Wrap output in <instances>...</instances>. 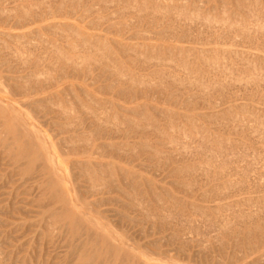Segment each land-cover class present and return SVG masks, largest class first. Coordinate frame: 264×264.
Wrapping results in <instances>:
<instances>
[{"label":"rangeland","instance_id":"1","mask_svg":"<svg viewBox=\"0 0 264 264\" xmlns=\"http://www.w3.org/2000/svg\"><path fill=\"white\" fill-rule=\"evenodd\" d=\"M0 1H2V0H0ZM3 1H5V2L8 1L9 2L8 3V4H10L9 6L6 3L8 7H11V5H12L13 9L14 8L17 9L16 12H15V9H14V11H11L12 14L9 11L10 12V14L8 13L9 16L14 14V16H10L11 19H13L12 22L15 21L13 23L12 22H10V23L8 22L9 25L11 24V25L14 26L18 21H20V22H18L17 25H19V23L20 24H25L27 22L28 23H31V24L28 25V23H27V26L28 27L24 25L25 27L24 26L23 27H15V28H12V29L11 28H1L0 27V31L7 32L6 35H9V38H8L5 35V33H2V34L0 33V35H1L0 36V40L2 39L1 42L2 43L4 42L3 43L4 45L7 43V45H5L4 48H3V44L0 43V48H1L0 51H2V53L0 52V55H1L0 56V61H1L0 62V64H1V66H0V138H1V140H0V146L2 145V148L0 147V208H1L0 209V218H1L0 221L3 219L2 220L3 223L0 222V224L1 225H4V222L7 221V223L3 227L0 225V228H1L0 229V232H1L0 233V241H1L0 242L1 243L0 244V250L3 252V254L1 255L2 257L0 258V261H1L0 264L2 263L3 260H6V261H4L5 263L3 262L4 264H7L8 262H10L9 264H14V263L15 264H30L31 262H33V264H38L37 262H39V261H40L39 264H41V262H43L42 264H44V263L45 264H63V262H65L64 259H63V256H64L65 252L67 251V246L65 244V239L66 238H70L72 235L70 234V232H65V233L63 232V233H61V229L62 228L60 227V224H61V221H62V217H58V221H56L54 219L56 222L53 221V219L50 216V214L55 209L64 210V213H65V211L66 212L73 213V214L76 213V215L81 216L82 218H84L83 223L85 224L86 227L93 228V229L99 231L104 236H106L108 239H111V238L113 240L116 239L117 242H118V244L120 243L119 244L120 247H123V248H126L127 249L128 248L127 245H131L132 244L131 246L135 247L136 250L130 251V252H128V254H126V264H130V263L131 264L132 263H134V264H138L139 263L140 264L142 262H147L148 264H177V263L179 264L180 262H181V264H216V263L217 264H224V263L225 264H233L234 263L235 256H238V254L241 253L240 252V249L241 248H238L235 245V241L234 240H229V238H227V237H225L223 235L221 236V234H219L218 231H217V233H214L215 230L213 231L211 229L215 226L216 221H217V223H219L220 221H222L225 218V217L223 218V216H226L227 213L228 214H232L233 213L232 214L233 216L231 215V218H232V222L233 223H237V222H239V220H242L243 217L242 218L239 217L240 213L247 212V211H251L253 209L254 210L259 209V210L255 211V212H257L258 215H261V217L263 216L262 218H264V212H263L264 209H262L264 207L263 206L264 205V164H263L264 163V51H262V50H264V43H263L264 42V30H263L264 29L263 28V26H264L263 25L264 24V11H263L264 10V0H260L258 4L255 2L257 0H255L254 2L251 1V0H247V1H251L252 2L251 5H252V8L253 9L250 8L251 7V5H250L251 2H248L249 6H250L249 8L251 10H253L252 12H250L252 14V16L248 12V10L246 9L247 8L246 6H248L246 0H239L240 3L242 1L245 2V3H243V2L242 3L245 4L246 6H244L242 3L240 4L239 1H238V7H237V3H236L237 0H224V1L222 0L224 3H226L225 6H222L224 3L221 0H185V1H183V0H173V1L170 0V2H169V0H167V2L164 1V0H162V1L161 0H158V2L160 4L167 5L166 6L167 8L165 6H162V5H161L162 6L161 7L160 4L158 6H156L158 4L157 0L156 1L155 0H136L135 2H134V0H132V1L131 0H125V4L124 5H123L124 0L123 1H121V0H117V1L116 0H113L114 2L112 0H109V1L108 0L107 1L106 0H102V1L101 0H91V1L90 0L89 1L87 0L90 5L89 4H86V6L84 5L85 2H86V0H83L84 2L81 1L83 3L82 5H81V2L78 3V1H80V0H72V1L70 0L71 3L68 4L70 6H67V4H66L65 5V8L64 7L62 8L61 5H59L61 3L63 4V1L64 0L63 1L62 0H55L56 2L58 1L57 3L54 0H46V3L43 0L42 1L41 0H33V1L32 0L31 1L25 0L27 3L25 1H21V0H19V1L18 0H15L16 1L15 3H13L14 0H12V1L11 0H3ZM39 1L41 3L40 6L38 5L39 3H37ZM75 1H77V2H75ZM110 1H112V3ZM128 1H130L129 3L132 2L131 4L133 5V8L134 7H137L139 5L137 8L139 10H141V12H142V10H146L145 12L148 14L152 10V13L153 14L150 12L152 15L151 14H149V15L146 14L145 15L144 14L145 13L144 11H143V13L139 12V10L134 11L137 8H134V10L131 12V10L133 8L129 9L132 5H130V7H129ZM143 1H145L143 3V4H145V6L142 5V2ZM199 1H201V2H199ZM42 2H44V3H42ZM69 2H66V3H69ZM74 2L77 3V4H79V5L73 4ZM155 2L157 3L156 5H155ZM172 2H174L175 4H172ZM182 2H184L183 4H185V6H183V8H185V7L187 8L188 7L187 10L191 13V15H188L187 16L188 18H186V19L184 17H180L181 18V20H180L179 18H176V17H179V16L173 14L174 11L175 12L177 11L176 9L173 10V8H175L177 6L180 7V5H181ZM11 3H13V4H11ZM34 3L35 4L37 3V5H35ZM47 3H48V5H49V3H50V5L52 4L51 5L52 7L49 5L50 6L49 8L51 10L50 9L47 10V8H48V6L46 5ZM153 3H154V5H153ZM164 3H167V4H164ZM201 3H203V4H201ZM253 3H255V5ZM15 4H18V5H15ZM25 4H28V5L25 6ZM170 4L173 5L172 7L170 6L171 8L168 7ZM193 4H194V6H192ZM199 4H201L200 5L201 7L199 6ZM31 5H32V7H31ZM74 5H75V7H73ZM83 5H84V7H82ZM175 5H177V6H175ZM53 6L56 7V8L54 7L56 10H58V8H60V9L62 8L61 10H63V12L61 11V13H60V10L58 11V13H59L58 15L59 16H57V17L54 16L55 9L53 8ZM76 6H78V7L81 6L80 7L81 9H79V11H76V9L78 8V7L76 8ZM88 6H89V8H88ZM146 6H147V9H145ZM159 6H160V8H159ZM213 6L215 8H217V9H215V8L213 9ZM239 6L241 7L240 10H239V8H240ZM255 6L257 7V9L255 8L257 10V15H256V10H254V7ZM43 7H46V10L47 11L43 10V9H45ZM117 7L118 8L121 7L123 10L119 11V9ZM156 7L160 9L159 12L161 11L159 14H163V16L162 15L161 16L159 15L163 20H161V18L158 20L159 17H156V14L155 13L158 11L157 10V11L154 12V9ZM208 7H210V10H209ZM68 8H69V10H68ZM71 8H73V9H71ZM82 8L83 9L86 8V9L82 10ZM91 8H93L95 10V12ZM162 8L166 12H168V11H170V9H172L170 13H172V15L174 16V21L175 20H180V21H175L177 23H175L174 21H173L174 23L171 22L173 17L170 16L168 13L165 14V11ZM181 8H182V6H181ZM189 8H192V9L189 10ZM198 8L199 9L201 8V9L197 13L198 14H201L202 16L201 15H198L195 12V10L198 9ZM242 8L244 10L245 9L247 10V11L245 10L246 13L242 10ZM259 8H260V10H259ZM26 9L29 10V11H26ZM52 9H53V11H52ZM70 9H71V11H70ZM126 9L127 10L129 9V11H127ZM207 9L211 12L212 15L214 13L213 11H216L214 13V15H215V18L214 19L215 20H213L214 15L212 16L208 12ZM220 9H221V11L223 9V12H221ZM224 9L226 11L228 9L229 12L227 11L228 13H225ZM64 10H65L66 13H64ZM85 10L93 11V13L92 12L89 13V11H88L89 14L88 13H85L84 14L83 11H85ZM20 11L22 12V15H19V14H21ZM30 11L33 12V14ZM35 11H37V12L41 11L39 13L36 12V14H38V16L40 14V17L37 18L36 20H35V18H36L35 16H37V15H35ZM42 11H44V13H48V12L51 11L50 12L51 14L49 13L51 15V17L48 16V14L46 16H43L44 14L42 13ZM72 11H73V13H71ZM191 11H193V12H191ZM18 12H20V13L18 14ZM23 12H25V13H23ZM27 12H29V15L31 17L26 14ZM116 12H117V14H116ZM128 12H129V14H128ZM204 12H206V13H204ZM218 12H219V15H218ZM247 12L250 15H248ZM253 12H255V13L253 14ZM81 13L84 14V15H80ZM132 13H134V15ZM192 13L194 14V17L197 16V20H195L194 17H191L192 16ZM23 14H26L29 17V19H25L26 17ZM56 14H57V11H56L55 15ZM74 14H75V16H74ZM90 14H92V15H90ZM223 14H225V15H223ZM41 15L43 16V18H42ZM52 15H53V17H52ZM67 15H70V16L68 17ZM72 15L74 17H76V18H74V17L72 18L71 17ZM79 15L81 16L80 19H79V17H80ZM165 15H167V16L165 17ZM209 15L212 17V19L211 18H208V17H210ZM255 15L258 16V17H256ZM21 16L22 17L24 16V18H20ZM169 16L172 17V18L170 19ZM200 16H201V18L198 19ZM203 16H205V17H203ZM16 17H19V18H16ZM67 17H68V19H67ZM163 17H165V23L163 22L164 21V18ZM31 18H32L33 21L35 20L36 23H35V21L33 22L31 20ZM97 18H99V23H98ZM152 18H153V20H152ZM154 18H157V20L154 19ZM166 18L169 19L167 23H170V24L173 23V25H175L176 27L178 26V27L176 28L173 25L169 26L170 24H167L166 23V21H167ZM192 18H194V19H192ZM258 18H259V20L257 22V19ZM16 19H19V20L17 21ZM63 19H65V20H63ZM82 19L85 20L84 23H83ZM182 19L184 20L183 22H182ZM218 19H219V21H218ZM25 20H26V22H24ZM37 20L40 21V22H38ZM87 20H89V21H87ZM95 20H97L98 25H96L97 23L94 24V21ZM185 20H188L189 22L191 20L190 24H186L187 22H185ZM192 20H193L194 23L192 22ZM225 20H227V21H225ZM0 21L2 22L4 20L3 19H0ZM32 22L35 23V24H32ZM63 22H66V23L71 24L70 25V28L72 30H73V28H74V30H76L78 28L77 29V32L78 33L75 32L74 30H73V32L71 30H70L71 32L70 31L67 32V30L65 28L68 27L69 24L64 23L62 25V27H60ZM91 22H92V24H91ZM158 22H159V25L157 24ZM237 22H238V24H237ZM210 23H211V25H210ZM257 23H260V24H258V26L259 25L260 26L263 25L262 27H260L262 30L259 29V27H257V26L255 27V25ZM79 24L81 26H79ZM217 24L220 27H218ZM244 24H246V25H244ZM51 25H52V27H51ZM76 25H77V27H76ZM95 25H96V27H95ZM154 25H156V26H154ZM232 25L235 26V27H232L233 29L235 28L234 30H232V28H231ZM240 26H243L244 28L242 27L243 29H241ZM40 27H42V28H40ZM221 27L222 28L224 27V28L221 29ZM54 28L56 30L55 33L50 30V29H53V31H55ZM57 28H59L58 31L60 30L58 33H57ZM164 28H165V31L163 32L162 29L164 30ZM166 28H167V30H166ZM256 28H258V30ZM5 29H6V31H5ZM19 29H20V31H19ZM61 29H65L66 31L65 30H62L63 33H61ZM67 29H69V27ZM173 29H175V30L173 31ZM178 29H179V31H176ZM219 29H220V31H219ZM238 29H241V30H238ZM254 29H256V31ZM7 30H9L10 33ZM28 30H31L32 32L31 31H28ZM37 30H38V33L39 34L36 33ZM42 30H44V31H42ZM47 30H50V31H47ZM78 30H80V31H78ZM169 30L172 33H170ZM235 30L237 32H235ZM12 32H14V35H13ZM29 32H31L32 34L30 35ZM181 32H183V33H181ZM241 32L243 34H241ZM76 33L79 34V35H77ZM80 33H82V34H80ZM139 33H140L141 36L138 37ZM25 34H27V35L25 36ZM95 34L97 36H95ZM247 34H249V35H247ZM16 35H17V37H16ZM18 35H19V38H18ZM76 35L79 36V38H76L77 37ZM81 35L82 36L85 35V36H83L81 38L80 37ZM92 36L94 38L96 37L95 39H97L98 41L97 40L95 41V39L92 38ZM86 37H87V39H86ZM183 37H184V39H183ZM73 38H75L76 40L79 39V41L76 42V40L74 41ZM83 38H84V40L86 39L88 41L89 40L90 41L93 40L92 41L93 42L92 44H94L96 46V50H97V48L99 50H102L103 49L104 53H103V51H99L100 52V55H98L99 54L98 50L96 51L95 50V46H93V45H92L93 48H91L92 47L91 44H90V46L88 44V43H91L89 41L86 44V45L89 46V49L88 50L94 49L93 52L94 51L97 52V55L94 52L95 53V56L97 58L94 59V56H93L94 53L91 52V51H90L91 53L87 54V48H88V46L85 45V47H84L83 44H85V42H84ZM98 38H100V39H98ZM214 38H215V40H213ZM173 39H175L176 42ZM192 39H193V41L196 40V42H192ZM25 42H26L27 46H26ZM95 42H97V44H95ZM98 42H100V43L98 44ZM105 42H106V44H105ZM78 43L82 44L81 45V49H80V47H78V49H75V48H77V46H80V44H78ZM107 43H110L111 45H108ZM19 44L22 45V46L25 45V48L26 49L23 48L22 46H20ZM114 44H116L117 46L114 45ZM255 44H256V47L254 46L255 47V49H254L253 48V45H255ZM258 44H259V46L261 45L259 47V49H262V50H259L258 49ZM15 45L16 46L17 45L20 46L19 51H20V49L22 47V49L24 50L23 51L24 54L25 53L26 54L29 53L28 54L29 56H25L26 54L25 55L21 54L23 52H20V53H19V51L17 52L18 46L17 47H14ZM75 45H76V47L74 48ZM98 45H100V47H98ZM103 45H108V46H105V48L106 47H108V48L105 49ZM126 45H127V47L125 48ZM172 45H174V46H172ZM9 46H12V48H11L12 51L10 50V48H8ZM68 46L69 47L72 46L74 49L72 48V50H71V47L69 48ZM154 46H155V48H154ZM175 46H177V47H175ZM54 47H59V48L63 49L66 52L65 55H64V59H63V61L65 62V64H63L62 59L60 60V57H61L62 53L64 54V51L60 53V56H57L59 54H56V52L58 53V51L60 52L62 50L61 49H58V48L55 49ZM82 47H84V51H83ZM178 47H181V48H178ZM193 47H194V49L191 51V48H193ZM250 47H252V48H250ZM14 48H15L16 51L13 50ZM100 48H102V49H100ZM169 48H172V50L171 49L169 50ZM182 48H183V50H181ZM166 49H168V50H166ZM173 49H174V52H173ZM184 49L186 51H184ZM52 50L54 51L55 54L52 52ZM81 50L83 51V53L81 52ZM161 50H163V52H161ZM187 50H189L192 54L191 53H188ZM200 50H202L203 53ZM8 51H11V52H9V54H8L7 53ZM46 51H48V53L51 52L53 56L51 55V53H49V54L46 53ZM121 51H123V52H121ZM205 51H207V52H205ZM12 52H13V55L14 56H16V54H18V53L21 54L23 56L22 57L23 59L20 58V55L19 54L17 55L18 57H16V58L18 60L20 59L19 61L20 62H24V63H19V64L17 63L16 64V60H17L16 58H14V60H11L14 57V56L11 57L12 56V54H11ZM67 52H68V54L70 56L67 54ZM108 52H110V53H108ZM157 52H159V53L157 54ZM194 52H196V53H194ZM241 52H243V54ZM249 52H251L250 55H249ZM105 53H106V55H104ZM169 53H170L171 56H169ZM193 53L195 55L197 54L196 55L197 59H196V57H195V55ZM30 54L33 57L32 60H31V58H29L30 57ZM46 54H48L47 55L48 58L49 57L51 58V56H52V58L51 59H47L46 58L47 57ZM79 54H81V56L83 55L82 57L84 59L82 57H80ZM90 54H91V56H88ZM102 54L105 56V59L104 60H103L104 57H102L103 56ZM132 54H134V55H132ZM152 54H154L155 56L152 57V58L151 57L147 58L148 55L151 56ZM156 54L157 55H160L161 54L159 57L162 56L161 57L162 59L161 58L158 59L159 57H157ZM179 54L182 57H180ZM201 54H204V55H202L204 57H202ZM208 54H209V57L212 58L211 60L209 58H207L208 57ZM210 54L212 56H210ZM215 54H216V56L218 58L214 56ZM252 54H254L253 57H252ZM38 55H40V56L43 55V56L39 57ZM108 55H111L112 60H115L116 62L115 61L114 62L110 61L111 60L110 59V56L107 58V60L109 59L107 61L106 60V57ZM24 56H25V58H24ZM67 56H68L69 59H71V57H74L73 59L76 60V61L74 60V62H77V63L78 62H81L80 65L82 66V69L84 68L83 69L84 71L81 72L79 70V68L81 69V67L79 65H78L79 68H78V66L76 67L77 63H76V65H75V63L73 64V62H72L73 59H71L72 60L71 61V60L67 59ZM144 56H146V57H144ZM199 56H201V57H199ZM205 56H207V57H205ZM26 57H27V59H26ZM42 57H44V59ZM53 57H56V59H53ZM57 57H59V60H58ZM62 57H63V55H62ZM65 57H66V60H65ZM77 57L78 58H82V59H78ZM85 57H87V58L90 57V60L91 61L92 60L95 61L96 59H98L100 61L96 60L95 62H97V61L98 62L95 64L94 61H93V63L91 61H89V58L88 59L86 58V60H85ZM213 57H215V58L213 59ZM38 58H40L41 61L42 62H45V63H43V65H41L42 62H38L37 61ZM91 58H93V59H91ZM130 58H132V59H130ZM204 58L205 59L207 58V61L204 60ZM245 59H247V60H245ZM7 60L9 62V64H10V66H8L9 64H6V63H8V62H6ZM9 60H11V62ZM50 60L52 62H50ZM55 60H58L60 62V64H59V62H56ZM68 60L70 62V65L72 63L71 67L68 65L69 63L67 64ZM25 61L27 62L28 67H26V69L23 67L25 69V71H24L21 68L22 67L21 64H23V65L26 64ZM36 61L38 62V64L36 63ZM53 61H55L54 62L55 64L53 63ZM106 61H107V63H106ZM109 61L111 62V64H113L112 66H114V65L115 66L114 67L110 66L111 64H110ZM212 61H213L214 64H211ZM245 61H250V63H247V62L245 63ZM99 62H102V63H99ZM39 63H40L41 66H39ZM216 63H217V66H219V67H217L215 65ZM229 63L233 67L231 65H229ZM13 64H15L16 66L13 65ZM44 64H46V65H44ZM48 64H51L50 67H49ZM61 64L65 66V71H66V69H68L66 71L67 73L65 71H63L64 69L62 70L61 67H63V66ZM83 64H84V66H83ZM89 64H91V65H89ZM220 64H221V66H220ZM244 64H245V67L243 66ZM35 65H37V66H35ZM54 65H57L56 66L57 69L52 70L53 68H55ZM106 65H109L110 67L109 66H106ZM12 66L14 67L15 70L12 68ZM45 66L47 67V69L52 70V73L51 74H50L51 71L50 70L48 71ZM116 66H118L120 69L118 67H116ZM122 66H124V68H125L124 71L121 68ZM185 66H187V67H185ZM9 67L11 68L10 70L8 69ZM182 67H184V68H182ZM213 67H215V68H213ZM59 68H61V69H59ZM76 68H77V70H73V69H76ZM108 68L111 69V70L109 69L110 71H112V70L113 71L112 72L106 71V70H108ZM114 68H115V70H114ZM187 68L188 69L190 68L192 70L189 71L190 70L189 69L188 72H187ZM197 68H198V71H200V72L196 71ZM7 69H8V71H7ZM44 69H45L46 72L48 71V73H46V75H43L42 74V73L45 72ZM70 69H71V71L72 70L73 71L71 72ZM116 69H117V71H116ZM118 69L121 70V72L123 73L121 75V77L124 75V72L125 73H130L129 71H131L132 73H130V74H133V75H131L132 76L131 77L130 74H129V76L127 74H125L124 77H123L124 80L122 82L121 81L122 78L120 77V75L119 74H116V72L119 71ZM126 69L127 70L129 69V71H127ZM175 69H176V71H173ZM245 69H246V71H245ZM13 70H14V72H13ZM18 70L19 71L21 70V71L18 72ZM60 70H62L65 73H63V72L61 73ZM193 70L198 74L197 76H195L196 73H191V72H193ZM79 71L81 73H83V75L81 73H79ZM226 71L228 73H226ZM243 71H245V72H243ZM32 72H33V74H32ZM59 72L61 74H59ZM73 72H75L78 76L75 73H73ZM113 72H114V74H116V76L112 74ZM156 72L163 73L161 75V77H159L160 80L162 78L161 81H159V79H158V76H160V75L158 73H156ZM164 72H166V73H164ZM172 72L173 73L175 72L176 75L172 74ZM27 73L28 74H31V75H35L36 81H35V77L33 76L34 78H32L31 82L28 81L27 83H25L24 87L17 86L20 83V81L17 82V80H15V78H13V77H15L16 74H18V75H26ZM37 73H38V75L41 73L44 77H42L40 79L41 76L40 77L37 76L36 75ZM85 73H87V74H85ZM118 73H120V71ZM151 73H153L152 76H150ZM168 73L169 74H172V77H171V75L169 76ZM199 73H201V74L199 75ZM47 74L48 75L50 74L51 76L53 75L51 77V79H50V76L47 77L48 76ZM66 74H68V76ZM69 74L72 77L75 76V78L74 77L73 78L72 77H69ZM79 74H81V75L79 76ZM84 74H85V76H84ZM165 74L168 75V76H165L166 78L163 76ZM193 74H194V76H193ZM204 74H206V76ZM56 75H57V77H56ZM110 75L112 76V78H111ZM153 75H156L157 78H155V76H153ZM203 75L205 76V78H204ZM212 75L215 77V79H217L216 82L214 81L215 79H214V77ZM230 75L233 76V77H230ZM66 76L69 77V78H67ZM127 76L129 77V79L127 78ZM147 76H148V78H147ZM186 76L189 77V78L192 77V82L191 83L189 82V81H191L190 79L187 80V82H189L190 84L187 83L186 84L187 86L184 87L183 85H185V83H186L185 82L186 81V79H185ZM200 76H201V78H200ZM208 76H210V77L207 78ZM38 77H39L40 80L38 79ZM53 77H56V79L54 80ZM135 77H136L137 81H135V83H134ZM142 77H145L143 79H146L147 78V80H143V81H145V83H143V81L141 79ZM153 77L155 78L154 80H153ZM196 77H199L202 80L201 82H203V79H204V83L205 84L199 82L203 86L206 85V83H210V82H207V80L208 81H211L212 80L213 81V82L211 81L212 83H214V84L216 83V85H214L215 87H213L214 89H210L213 86V85H211V87H209V89L206 90V92H205L204 91V87L198 86L200 84L198 82L196 83V81H200V80L198 78H197L196 81L193 80V79H196ZM226 77H227V80H226ZM116 78H117V80L119 78L120 82H119V80L117 81ZM149 78H151V79H149ZM173 78H176L178 81L182 82V84H180V82L175 81L176 79L174 80ZM182 78H183V80H182ZM206 78H207V80H206ZM228 78H230L231 80L228 79ZM256 78H257V80H256ZM45 79H47V80H45ZM130 79L132 80V82H131ZM171 79H173V80H171ZM218 79H221V81L224 80V82L226 81L225 84H224V82H221L220 80L218 81ZM115 80H116V82H115ZM138 80L139 81L141 80V81L139 82ZM163 80L165 82H162ZM53 81H55V82L57 81V83L55 84V82H53ZM158 81L160 83L164 84V85L161 84L162 86H160V88H159V86H157L156 84H154L156 82L158 84ZM194 81H195V83H194ZM36 82H38L37 84H40L39 86H42V87H45V88L49 86L51 88H49L50 90H48V88H46L44 92L35 93V91H34L35 88L34 87H35V85H37ZM113 82H115L114 84L116 85V87L113 84ZM147 82H149V85H147L148 84ZM217 82L219 84H217ZM220 82L223 83L224 85H226L225 86L226 87L225 88V91L226 90L228 91V92H226L227 94L223 92L224 89H223V91H222V89H220L221 87L224 88V86H220V84H221ZM23 83H24V81H23ZM117 83H118V86H117ZM125 83H126L127 88H129V89L124 91L123 89H127L126 86L124 85ZM140 83H141V85H140ZM150 83H151V85H150ZM160 83L158 85H160ZM212 83H210V84H212ZM27 84H29V85H27ZM68 84H69V86H67ZM71 84H72V87H71ZM110 84H113L114 86L112 85V87H110ZM132 84H133L134 87L137 86V88L135 87L137 91H138V88H140L138 92L136 90H135L136 92H134V89L135 88L132 86ZM145 84L147 86L143 87ZM152 84H153L154 87H152ZM194 84H196V85H194ZM9 85H10L11 88L9 87ZM14 85H16V86L13 87ZM57 85H59V86L57 87ZM123 85H124V87H123ZM190 85H192L191 88H190ZM218 85L220 87H217V89L215 91V88ZM22 86H23V84H22ZM53 86H54V88H53ZM103 86L104 87L106 86L107 88L106 87L103 88ZM149 86H150V88L152 90H149L150 89ZM194 86H195V89H192V87L194 88ZM146 87H148V88L147 89H144ZM164 87H166V88H164ZM201 87H202V89H201ZM8 88L11 89L12 91L9 90ZM66 88H68V89L66 90ZM142 89L145 90V92ZM153 89H155V90H153ZM187 89H189V90H187ZM218 89H220V90H218ZM120 90L122 92H120ZM140 90H142V92ZM202 90L204 91V95H202V93H203ZM157 91H158V93L160 95L157 93ZM162 91H164V92H162ZM167 91H168V94L166 93ZM177 91H178V93H177ZM250 91H251V93H250ZM50 92H52V93H50ZM63 92L65 94L66 93H69L70 94V93H73L74 92L73 93L74 95H72V94H70V95L66 94L65 95V94H63ZM125 92H128V93L125 94ZM146 92H147V94H145ZM150 92H151V94H150L151 96H149V93ZM217 92H218V94H217ZM220 92L223 93V94L221 95ZM42 93H43V95H42ZM54 93L56 95L52 99L49 100L50 102L48 101V99H45L46 96L47 97L49 96V98H50V95L51 94H54ZM116 93H118V94H116ZM188 93H190V96H189ZM229 93H230V95H229ZM186 94H188V96H186ZM195 94H198V95H195ZM239 94H241V96H239ZM35 95H39V96L38 97H35ZM67 95H68V97H67ZM129 95H131V96L129 97ZM146 95H147V97H146ZM164 95H165V97H164ZM208 95H209V97H208ZM252 95L254 96V98L262 99L263 104H262V102H259V101L257 102V100L247 99V97L250 98V96L252 98ZM28 96H29L30 99L28 98ZM142 96L144 98H142ZM43 97H44V99L42 100ZM71 97H72V99H71ZM127 97H128V99H127ZM131 97L132 98L135 97V98L132 99ZM191 97H193V98H191ZM207 97H208L209 100L211 98L213 100H215L216 98H220V99H223L224 98V100H227V99H231V98L234 97L235 100H234V102H230V103L226 104L225 106H221V107L219 106V107H217V108H215L213 110V109H210V108H206V103H207L206 101H208L207 100ZM226 97H228V98H226ZM237 97H240V98L237 99ZM64 98H65V100H64ZM75 98L77 100H79L78 103L76 102V99ZM89 98L92 99V100H90ZM139 98H141V99H139ZM172 98H173V101H172ZM190 98H191V100H189ZM129 99H131V100H129ZM168 99H169V102H167ZM181 99H183V100H181ZM29 100H31V101L29 102ZM40 100H42V101L39 102ZM44 100H47V101L44 102ZM62 100H64V101L67 100L66 102H68V103H66L65 107L64 106H62V108L54 107V103H56V101L59 103V104L57 103V106L59 105L61 107L60 104L64 105L65 103H63L64 101H62ZM71 100H72V102L74 101L73 104H72ZM176 100H177V102H176ZM136 101L139 104H137ZM188 101L190 102V104L188 103ZM25 102H28V103H25ZM69 102H70V104L72 105L73 108H75V106H76L75 109H77V108L78 109L77 110H74L72 107L68 106L69 105ZM181 102H182V105H181ZM29 103H30V105L32 104L31 105L32 108L29 105V109H28V106L26 107V105L29 104ZM36 103H38L39 105L36 106ZM79 103H80V107H79ZM239 103L241 105L244 103L245 106H247V105H249V106H247V109H246L244 107V104H243L242 105L243 108H242L240 105H238ZM51 104H52V106H51ZM84 104H86V105H84ZM135 104H137L138 109H137V107H135ZM233 104H235V105L237 104V105L235 106ZM81 105L84 106V109L82 108L83 106L81 107ZM127 105H128V107L130 106L132 109H130V107L128 108ZM183 105L184 106L186 105V106L183 107ZM230 105H232L231 106V110H232V107L233 108L235 107V109H233V111L230 110V114H229V112H227V116H226V114L223 115L224 113H226V112H224V110L228 106H230ZM67 106H68V108L70 110L73 109L72 112H71L72 114L70 112H68L69 109L66 108ZM88 106L92 110L89 109ZM103 106L105 108H103ZM142 106L145 109L144 111H143ZM193 106H194V109H192ZM203 106H205V107H203ZM238 106L241 109H239ZM199 107H200V109H199ZM65 108H66L65 111L68 114H65V111L64 112H61ZM85 108L87 110H85ZM122 108H124V109H122ZM195 108H197V109H195ZM58 109H62V110L60 111ZM67 109H68V111H67ZM126 109H128V110H126ZM140 109H142V112H143V114H142V112H140L141 113V116L139 115L140 113H138V111ZM207 109H209V110H207ZM89 111H90V113H89ZM91 111L93 113L96 112V114L99 113L98 116L100 117L99 119H101L99 121H102V122H100V124L103 123V121H105V122L108 123L109 120L116 121V122H119L120 121V122L117 123V124H115V127L113 125L111 127L112 122H110V121H109L110 124L105 123V124L108 125V127L110 125L109 130L111 129L112 132L111 131L109 132V130L107 128V125H103V127L101 128L102 125H100L98 123V119L96 117L97 115L95 117L92 116L93 114H91L92 113ZM135 111H137L138 115L136 114ZM235 111H236L237 114L235 113ZM54 112H56V114ZM58 112H60V113L58 114ZM80 112H81V116H80ZM220 112L223 113V114H221ZM61 113L63 114L64 118L62 117ZM78 113H79V116H76V114H78ZM164 113H165V115H164ZM168 113H169V115H168ZM215 113H217V115ZM86 114H91V115L89 117ZM166 114H167L168 118H167ZM205 114H207L208 116L213 115L212 117H209L210 119L211 118L213 119L212 120V123H211V120L208 119V116L205 115ZM219 114L223 115V117L221 115L219 116ZM60 115H61V118L62 119L59 117ZM68 115L70 117H68ZM183 115H184V118H183ZM190 115L193 116L192 118L190 117V119L193 122L195 121L196 124L195 123H192V122H191L192 123L191 125L189 124L191 120L188 117ZM202 115L203 116L205 115L204 118H203ZM233 115L234 116H236V115L239 116L238 117L239 118V121H238V118H236V120H237L236 121L234 119L235 117H233ZM84 116H86L88 119H86V117H84ZM185 116H188V117H185ZM214 116H216V117H214ZM80 117H82V118H80ZM102 117H105L106 120H103L104 118H102ZM108 117H110V118L108 119ZM131 117H133V118H131ZM194 117H195V120L193 119ZM225 117H227V118H225ZM95 118L97 119V121L94 120ZM125 118H128V119L130 118L129 119L130 124L127 121L128 119H126V121H125ZM170 118H171V120L173 118V120H172L173 122L170 121ZM215 118H217V119H215ZM17 119H21L22 121H19ZM75 119H76L77 122L75 121ZM79 119H81V123H80L81 126L79 125V122H80ZM82 119H83V123H82ZM89 119H90V122H89ZM132 119H133V122L130 121ZM185 119H188L189 122H187V120H185ZM226 119H227V123H226ZM46 120H48V121H46ZM135 120H136V122L137 121L138 122H141L142 125H141V123H139V124H138V122L136 123ZM175 120H177L178 122L175 121ZM121 121L122 122L124 121V124L121 123ZM232 121H234V123ZM57 122H58V124H56ZM59 122H60V124H59ZM93 122H94V124H93ZM95 122H96L97 125L95 124ZM116 122H113V123H116ZM126 122H127V124H126ZM182 122H183V124H182ZM185 122H187V123H185ZM22 123H24V124L26 123L27 125L26 126L25 125L22 126ZM69 123L72 124V125L70 126ZM73 123H75V124L73 125ZM90 123H91V125H90ZM135 123H136V127H135ZM148 123H150V124H148ZM184 123H185V125H184ZM55 124L58 127H56ZM83 124H85V125H83ZM86 124H88V126ZM132 124H134V125H132ZM176 124H177V126H176ZM193 124L199 125V128H198V126H196V128H197L198 131L195 129L197 132L194 130V126L195 125H193ZM63 125H65L67 128L66 127L63 128L64 127ZM82 125L84 126V128L87 131H85V129L82 127ZM99 125H100V127H99ZM192 125H193V127H192ZM89 126H92V127L87 128ZM105 126H106V128H105ZM260 126L262 127V129H261ZM76 127H77V129H76ZM117 127H118V130H119V131L117 130V134H122L123 133L122 135H117L115 133ZM155 127H157V128H155ZM240 127H242V128H240ZM22 128H23V131L24 132L26 131L25 133L22 131ZM27 128L28 129L30 128L32 130V132H31V130L29 129L31 135H29V130H27ZM58 128H59V130L61 132L58 130ZM93 128L94 129L97 128L98 131L94 130ZM130 128L133 130L134 133L130 132V131H132ZM161 128L165 132H163L161 130ZM217 128H218V130H217ZM52 129H54V130H52ZM82 129H83V131H82ZM113 129L115 130L114 132H113ZM156 129H158V130H156ZM68 130H69V132H68ZM89 130L91 131V133H90ZM104 130L107 131L108 133H111L110 134L111 136L112 135L114 136L116 134L118 137L116 135L114 137L113 136L111 137L110 135H108L107 132H106V134H103V133H105ZM134 130L135 131L137 130V132H135ZM141 130L143 132L141 133V135H138V134H140V132L138 133V131H141ZM153 130H154V132H153ZM159 130H161L160 131L161 134H157V132L159 133ZM199 130H201L202 133H200ZM38 131H39V133H37ZM77 131H78V134H76V136L77 137L78 136H82L81 137V141H80V138L79 137L77 138L76 136H74L75 133H77ZM93 131H96L97 141H96V138H95L96 135H94V137L91 136V135H93L95 133V132L92 133ZM194 131H195V133H192ZM205 131H207L206 132L207 133L206 135H208L206 137L204 136L205 135L204 134ZM225 131H227V132H225ZM233 131H235V132H233ZM70 132H72V134H70V137H69L68 134ZM84 132H86L90 136V138L88 137V135L86 133H85L86 135H84L83 134ZM144 132L146 133L145 135H144ZM32 133H33V135H32ZM53 133H55L54 135H56V137H53L54 136V135H52ZM135 133H137L136 136L134 135ZM147 133L151 137L150 139H149V136L146 137ZM152 133H153V136H152ZM165 133L166 134L168 133V135L166 136ZM178 133H180V134H178ZM198 133H199V135H198ZM62 134L64 135L63 137H66L67 136L65 138L66 140H63L64 138L62 137ZM164 134H165V137L162 136L161 139H158L157 140V138H160V136L161 135H164ZM171 134H173L174 136L171 135ZM71 135H73V136H71ZM101 135L103 137L106 135L107 136V137L105 136L106 139L103 138V137H101ZM142 135H144V136L142 137ZM155 135H157V136H155ZM29 136H30V138H29ZM38 136H39V139L34 140V139H36L35 137L38 138ZM40 136H42V137H40ZM59 136L61 138H58ZM130 136H132V137H130ZM168 136H170V137H168ZM171 136H172V138H171ZM175 136H176V138L177 137L178 138L176 139ZM215 136L217 138L218 137L219 138L218 139H215L216 138ZM31 137H32V139H31ZM68 137H69V141H71V143L69 142V145H68L70 148L68 146H65V144L62 145V143H64L65 141L68 142L67 141ZM71 137H75L74 139L75 140H79L80 142L77 144L75 142V140H74V142H73L74 144H73L72 143V140H70V139H72ZM98 137H99V139H98ZM137 137L140 139V141H139V139H136ZM198 137L199 138L204 137L207 140V144L208 145H209V143H210V145L212 144L211 147H207V148H209V149L211 148L212 149V147H213V149H215V150L212 151L210 149L211 151H208L207 148H206L205 150L208 153H206L205 151H204L205 153L202 152L203 148L201 147L202 150L200 149L199 146L201 144H199V143H201V141L203 140L205 142L203 144V141H202V144L205 145L206 140L202 138L201 141H199L198 140L199 139ZM221 137H223V138H221ZM5 138H6V140H4ZM56 138L58 140V144H60L59 146H58V144L56 145V143H57ZM82 138H83V140H82ZM100 138H102V139H100ZM125 138L126 139L128 138L130 140V143H133L134 141L137 142V143L139 142L138 144L137 143L136 144H137V146H138L139 149L142 147V150H140L139 152L138 151L135 152L134 151L135 149L136 150H139L138 148H136V146H135L136 144H132V145H134L132 147V145L129 143V141H126ZM146 138H147L148 141H144V139L146 140ZM208 138L212 139V141H211L212 143L211 142H208V141H210V139H208ZM220 138L222 139L221 141H220ZM93 139L95 140V142H94ZM104 139L106 140V143H105V140ZM110 139H111V141H110ZM142 139H143V141H142ZM151 139H153V141H151ZM154 139H155V143L156 144L154 143ZM166 139H169V140L171 139L170 141H168L169 143L171 142V145H172L173 141L175 142V143H173V146H174L173 147L174 148L173 154L175 153V151H177L178 153H176L174 155H172V152L170 153V151L171 150L173 151V149H171L172 148L171 145H169L168 146V149H167V146L166 145H168V143L166 142ZM194 139H195V141H194ZM213 139H215V140H213ZM230 139H232L231 142H230ZM233 139H234V141H233ZM16 140H18V141L20 140V143L18 144V141H16ZM32 140L34 141L35 147H32V146H34ZM84 140L86 142L85 144H87L88 143L87 141L90 140V143H89L90 145L89 144L88 145H84L83 144L84 143L83 142ZM112 140H113V142H112ZM162 140H163V142L165 141L164 142L165 144L167 143L166 145L163 143L164 146H166L165 148L161 146L162 145V142H161ZM14 141L17 144L16 143H13ZM61 141H64V142H61ZM102 141H104V142H102ZM114 141H115V143H114ZM156 141L157 142L159 141L160 143L158 142L159 143L158 144ZM227 141H228V143H227ZM3 142H5V143L3 144ZM23 142H25V143L23 144ZM39 142H40V144H39ZM99 142H101V144H104V145L105 144L108 145V143H109V145L107 146V148L110 147V146L112 148H114L113 147V144H115L114 146H115V148L117 147V149H112V153L114 151L113 154L116 153V150L117 151L120 150V149L118 150V148H121V146H120L121 142H122V144H121L122 145V150L119 151V153H121V155H122L123 152L125 153V149L127 151V149L130 148V146H131V148L133 149L134 153H133V151H130L131 148L128 151H130L129 152L130 155H131V152H132V155L129 156L130 158L132 157V159L129 158L130 159L129 160L128 157H127L128 154H125L124 155V153H123L124 156L122 155L123 158L121 157V155L119 153H117V155L119 154L120 157H117V155H115V157H117V158H114V155L112 153L110 154V152H109V150L111 151V147L107 151V148L105 147L106 145L103 146L106 149H104L102 147L103 148V151H99V148L97 147V146L101 145ZM111 142L113 144H111ZM126 142H128V143H126ZM141 142L143 144H141ZM118 143H120V144H118ZM123 143H126L127 146L124 145V147H123ZM7 144H8V146H6ZM14 144H15V146H14ZM70 144H71V146H70ZM72 144H73V146H72ZM128 144H129V147H128ZM145 144H146V146H144ZM207 144H206V146H208ZM244 144H249V146L248 145L245 146L246 149L244 151L245 152L247 151V152L246 153L244 152V154H243L242 148L244 149ZM3 145H5V146H3ZM18 145H20V147L22 145V149H20ZM154 145H155V147H154ZM226 145L228 147H226L224 149L223 147L226 146ZM36 146L38 147L37 149H36ZM56 146L59 147V149ZM149 146L150 147L153 146L157 150L154 151V148L153 147H152V150H151V148H149ZM24 147H25V149H24ZM30 147H32L33 149H36L35 152H34L33 149H32L33 151H31V148ZM60 147H61V149H63V151L60 150ZM64 147H65V149L66 148L67 149L65 150ZM75 147H76V149H75ZM83 147L84 148H90V149H92L91 152H93L95 154H91L90 151H89V154H87V156L86 155H83V154H80L79 151L82 150ZM161 147H162V149L163 148L164 149L162 150ZM183 147H185V148H183ZM203 147H205V146H203ZM220 147H221V149L219 150ZM13 148H14V150H13ZM26 148L28 149V152H25V151H27ZM169 148H170V151H169ZM198 148L200 150H196ZM236 148H237L239 154L237 153ZM69 149H70V151H69ZM145 149H147L146 152H145ZM166 149H167V152H166ZM216 149H217V151L218 150L220 152L222 151V154H221L222 156H220V152H218L219 154H217ZM21 150H23V151L21 152ZM67 150H68V153L66 152ZM95 150L97 152H95ZM100 150H101V148H100ZM232 150H233V152H231ZM250 150H252V151H250ZM3 151H4V153H3ZM29 151H30V154H29ZM150 151H151V153L149 155L148 153ZM153 151L154 152L157 151V153L159 152L161 155L159 153L158 154L157 153H154ZM185 151H187V153ZM198 151H199V153H198ZM10 152H11V154H10ZM53 152H54V154H53ZM69 152H70V154H69ZM193 152H195V153H193ZM211 152H213V155L211 154ZM234 152H235V154H234ZM260 152H261V154H260ZM22 153L24 155H22ZM103 153H104V156L102 155ZM126 153H128V152H126ZM145 153L147 154V156L145 155ZM162 153H164V154H162ZM179 153H181V154H179ZM185 153H186L187 158L184 155ZM203 153H204V155H203ZM215 153L217 155H214ZM230 153H233V154H230ZM16 154H17V156H16ZM19 154H20V156L23 157V159H25V161H23L22 157H20ZM28 154L30 156H28ZM106 154H109L108 157H107ZM156 154H157V156H156ZM225 154H226L225 159H226V162L227 163L223 162L224 163L223 164L222 161L223 160L225 161V159L223 158L225 156ZM25 155H26V157H24ZM34 155H35V158H34ZM134 155L137 156V157H134ZM143 155H145L144 158H143ZM153 155L156 156V158H159V156H161V157L159 158V160L158 159H154V160L151 161V158H154ZM177 155H178L179 158L177 157ZM52 156H53V158H52ZM140 156H142V157H140ZM164 156L166 157V159L164 158V160H163V157ZM216 156H217V158H215ZM40 157H42V159H40ZM75 157H77V158H75ZM95 157H96V159H94ZM103 157H105V158H103ZM125 157H127V158L125 159ZM169 157H172V158L169 159ZM173 157H174V159H173ZM181 157L184 158L185 161H183V160H177V158L180 159ZM191 157H192V159H191ZM26 158L29 159V160H27ZM32 158L36 159L35 162H37L38 164L33 163L34 159H32ZM119 158H121V159L119 160ZM141 158H142V160H141ZM148 158H150V159L147 160ZM17 159H19L18 160L19 163L17 162ZM143 159H145V160H143ZM227 159H228V161H227ZM229 159H230V161L232 163L229 162ZM21 160L23 162H21ZM40 160L43 163H41ZM44 160L48 161L50 164H48V162H45L48 166L45 165ZM66 160H68V161H66ZM73 160H74V162H73ZM205 160H206V162H205ZM53 161H55V163H57V164H54ZM128 161H130V162H128ZM132 161H134V162H132ZM145 161H146V163H145ZM166 161H168V162H166ZM220 161H221V163H220ZM245 161H246V164H245ZM79 162L83 163V165H81V163L79 164ZM147 162H148V164H147ZM151 162H153V163L151 164ZM156 162H157V165L155 164ZM177 162L178 163L179 162H182V164H186V165H189V166L195 165L199 169H196V167H195L196 170H191L192 168H190L189 170H191V173L188 172L189 170H185V172H178L176 174L171 173L170 172L171 171L170 169L172 168L173 164L176 165ZM207 162H209V163H207ZM17 163L19 165H17ZM73 163H74V165H73ZM98 163L100 164V167H102L105 163L109 167H110V165H112V166L109 169V168H107L106 165H104L102 168H105V169H102V168L100 169V168H98L99 167V164ZM31 164H33V165L31 166ZM85 164H87V167H86ZM138 164H140V165H138ZM158 164H159V167H158ZM220 164H222L223 166L220 165ZM75 165L76 166L78 165V166L76 167ZM79 165H80V167H79ZM197 165H199V167ZM45 166H46V168H45L46 171H45V169L43 171L42 169ZM90 166H91V168H90V171L91 172H89L90 174L89 173L88 174H80L82 172L83 173H86V170H87L86 168L89 169ZM200 166H202V168H200ZM207 166H208V168H207ZM232 166H234L235 169H233ZM26 168H28V173H27ZM39 168L40 169L42 168V169L39 170ZM84 168H85V170H83ZM97 168L100 169L99 172H97L98 171V170H96ZM120 168H123V169H120ZM124 168H125V170H124ZM164 168H167L168 171L166 169H164ZM237 168H238V170H236ZM47 169H49L48 172H47ZM119 169H120V171L122 170L121 173L122 172L123 173L126 172V170L131 171L130 172V175H128L129 172H126L127 174L124 173V176L126 175L125 176L126 181L127 180L128 181L131 180V183L132 184H130V183L127 184L128 181L125 183L124 176H122L123 173L121 174L120 171H119ZM130 169L133 170V174L135 176H133L132 170H130ZM36 170L39 171L38 173H40V175H38V173H37ZM53 170H54V172H53ZM114 170L116 171L117 174L115 173ZM221 170H223V171H221ZM234 170H236L237 173H234ZM243 170H244L243 173L245 175L243 174V176H242L241 173H242ZM55 171H56V174H55ZM106 171L107 172L109 171V173H107ZM135 171H136V173H135ZM9 172L10 173L12 172V173L10 174ZM111 172H112L111 177L114 176V178H111L112 181L110 179ZM187 172H188V174H187ZM225 172H226V176H225ZM229 172L232 175H229ZM212 173H213V175H212ZM214 173L216 174V177H215V174ZM248 173H249V176L247 175ZM93 174L96 175V177H94ZM118 174L121 177L120 178L121 179L120 181H122V182L119 181L120 183L119 182H116L117 180H119V179H117V177H119ZM35 175H36V177H35ZM204 175H206V176H204ZM210 175H211V178H210ZM221 175H222L223 178L221 177ZM25 176L28 177V179H26ZM103 176H104V178H103ZM50 177H52L54 179V182H53L52 178H51L52 181L49 180ZM58 177H59V179H58ZM82 177H85V179L82 178ZM98 177H99V179H98ZM133 177H137V178H133ZM208 177H209V179H207ZM246 177H247V179H246ZM7 178H8V181H7ZM29 178H31V179H29ZM130 178H132L133 180L134 179H137V180L136 181L135 180L132 181V179H130ZM255 178H257V179H255ZM10 179H11V181H10ZM56 179H58V181ZM109 179H110V181H109ZM114 179H115V182H116V186L117 187L114 184ZM59 180H60V182H59ZM74 180H76V181H74ZM199 180H201V181H199ZM254 180H256V181L254 182ZM100 181H104V183L103 182L100 183ZM198 181H199V183H198ZM22 182H24V183H22ZM90 182H92V183H94L96 185L91 184ZM135 182H137L136 183L137 185H138V183H140L139 185L140 186L142 185L141 187L143 189L139 185H138V187H139L138 188L136 184H135V186L137 188L135 186H133V183H135ZM51 183L53 185H51ZM105 184H107L108 186H104ZM119 184H120V186H119ZM219 184L220 185L222 184L223 188ZM113 185L115 186L114 188H113ZM187 185H188L189 188L187 187ZM253 185H254V188H253ZM81 186H82V189H81ZM94 186H96L98 188L95 187L96 188V190H95L94 189ZM216 186L217 187L220 186V187H219L218 190H213V191L215 193H219L221 195V198H222V201L221 202H230L232 204L230 206L231 207V211H230V207L228 208L230 212H227L228 209H226V208L225 209H220L217 212L219 214V216H220V219H219V216L217 217L218 214H216V212H215V215H214L215 218L214 217L212 218V217H207V215H205L203 212L202 213L204 215H202V213L200 212L201 210H199L198 211V214L195 215V217L198 220H201V223H199L197 219H196V221H193L194 223L197 222V223H195V225H194V223L192 221H188L189 223H191V222L193 223V226L192 225H190V226L192 227V229H193V231L195 233L199 234V236L201 238H204V237L205 238H211V239H209V243L211 242L210 245H209V243H207V245L209 246V248L205 252V255L202 254L200 257H194V258L193 257H188V256L184 255L183 252H181V251L180 252H177L176 250H174L173 248L176 245L169 246V245L166 244L165 241L159 240L158 237H160V235L155 234V233L153 235L151 234V232L153 231L151 229V226H152L153 223L156 224V226H157V225H159L160 223H163V222L174 223V222H177V220L179 221L180 220L179 217L182 216L181 214L183 212L184 213H191L192 212L193 209L189 206L192 203H195L196 202V204L198 203L199 205H214L215 204L214 202H208V201H205V200L200 199V195L203 192H206L208 194L211 193L212 190H210V188L211 187H216ZM22 187H24V189ZM87 187L88 188L90 187L89 188L90 190L93 189L92 190L93 192L92 191H89ZM99 187L101 188V190H100V192L98 194V191L100 189ZM131 187H132V189H131ZM148 187H150L152 189V192H151V189L148 188ZM190 187H192V188H190ZM107 188H108V190H107ZM118 188H119V190H118ZM128 188H130V189H128ZM133 188H134V191H133ZM140 188H141L142 191L141 190H138ZM78 189L80 190L79 192H78ZM114 189H117V190L114 191ZM127 189L129 190V192H128ZM166 189H167V191H166ZM13 190H14V192H13ZM15 190H16V193L18 194V196L15 193ZM76 190H77V193H76ZM148 190H149L150 193L147 192ZM154 190H155V192H154ZM18 191H19V193H18ZM24 191H26V192H24ZM122 191L125 192V193H123ZM165 191L168 192V193H166ZM246 191H247V193H246ZM59 192H60V195H59ZM115 192H117V193H115ZM34 193H35V195H34ZM89 193H90V195H89ZM102 193H104V195ZM127 193H128V195L129 194L130 195L129 196L127 195V197H126L125 194H127ZM138 193H142V194L140 195ZM146 193H148L149 195L148 194L146 195ZM106 194H107V196H106ZM116 194H117V196H116ZM99 195H102V197H105L106 200L104 198L102 199V197H99ZM142 195L143 196L146 195L147 197L145 196V198H144ZM262 195H263V197H262ZM12 196H15V198L13 197V199H12L11 198ZM96 196H97V198H96ZM108 196H112L113 200H111ZM136 196H138V197H136ZM139 196L141 198L142 197L143 198L141 200H139ZM155 196H156V198H155ZM250 196H251V198H248L249 201H247L248 200L247 197H250ZM116 197H118L120 199H117ZM148 197H149V201H148ZM177 197L180 198V201H179V198L177 199ZM257 197H258L259 200H256L255 201L254 198L256 199ZM57 198H58L59 201L57 200ZM99 198H100V201H102V200L103 201L100 202L99 200H97ZM169 198H171V199H169ZM244 198H246V201L245 202H244ZM108 199H110L111 202ZM144 199H146L145 200L146 202H143L142 203L141 201H144ZM156 199H161V202L159 200H156ZM175 199H176V202H175V205L176 206H174ZM260 199L263 200V203H262V201H260ZM7 200H8V202L10 201V203H8ZM22 200H24V202ZM32 200H35V201H32ZM81 200L84 203H86V204H84ZM138 200L140 201V203H139L140 205L137 203V202H139ZM64 201L66 203H64ZM85 201H88V202H85ZM89 201H90V203H89ZM116 201H117V203H116ZM131 201H132V204L136 203V204H134V207H131L130 205H128V203H130ZM147 201H148V203H147ZM158 201L160 202V204H156V202H158ZM250 201H251V203H250ZM59 202H62L63 205L61 203H59ZM119 202H122V204L119 203ZM154 202H155V206L153 205ZM162 202H163V205L164 206L161 205ZM45 203H47V205ZM55 203L56 204L58 203L57 207H56ZM113 203H115V205ZM233 203H234V205L236 207L235 209H234V207H232V206H234ZM88 204H89V207L91 206L90 208H88ZM142 205H143V207H142ZM257 205H258V208H257ZM49 206H50V208H49ZM66 206H68V208ZM97 206H99L100 208L99 207L97 208ZM103 206L106 207V208H108V209L103 208ZM162 206L164 208H162ZM166 206L168 208V212L169 213L171 212V215L167 212V208H165ZM172 206H174V210H173V207ZM72 207H73V209H72ZM175 207H177V208H175ZM237 207L238 208L240 207V208L238 210H236ZM241 207H242V209H241ZM260 207H261V209H260ZM162 209L165 210V211L163 212ZM249 209H251V210H249ZM29 210H32V211H29ZM116 210H118V211H116ZM141 210H143V211H145L146 213L149 214L150 217L147 220V222L146 221L145 222L141 221V220H143V216L142 215H145V213L143 211H141ZM44 211H45V215H44ZM81 211H84V212H81ZM97 212L100 213V214H98ZM117 212H118V214H117ZM172 212H174V214ZM235 212H236V214H235ZM237 212H239V215H237ZM113 213H115V215ZM200 213H201V215H200ZM165 214H167V215H165ZM39 215H41V216L39 217ZM42 215H44V217ZM88 215H91L90 219L92 218V220H94V219L95 220L92 221L89 218H86ZM164 215L167 216L166 217L167 219H164L165 218ZM168 215H169V217H168ZM93 216H95V217L96 216H99V217H96L95 218ZM227 216H230V215H227ZM234 216L239 217V219H237V221H236ZM42 217H43V219H42ZM120 217H121V219H119ZM173 217H175V218H173ZM201 217H202V219H200ZM35 218H36V221H35ZM123 218H124V221L125 222L123 221ZM172 218H173V220H172ZM206 218H207V220H206ZM118 219H119V222H118ZM209 219L210 220L212 219V220L209 221ZM49 220H51V221H49ZM98 220L101 223H98L99 222ZM133 220H135V221H133ZM234 220H235V222H234ZM212 221L215 222V223L213 224ZM34 222H36V223H34ZM50 222H52V223H50ZM188 222H187V224H186V222H183L184 223V226H187L189 224ZM206 222L208 223V225H207ZM27 223H28L29 227H28ZM210 223H212L213 227H212V225H210ZM99 224H102V225L99 226ZM199 224H201V225L199 226ZM105 225L106 226L109 225V228H108V226L105 227ZM119 225H121V227ZM24 226H26V227H24ZM102 226H104V227H102ZM194 226H195V228H194ZM205 226H206V228H205ZM207 226H210L209 228H211V227L212 228L211 229H208ZM122 227H124V228L122 229ZM28 228H29V230H28ZM201 228H202V231H201ZM69 229L70 228H68V231H69ZM213 229H215V228H213ZM209 230H210L211 233L209 232ZM43 231H44L45 235H44ZM46 231H50V232L48 233ZM104 231L106 233H104ZM120 231H122V232H120ZM126 231H128L129 236H127V232ZM205 231H206V234H205ZM259 231L262 233V235H264V225L262 226V228H260ZM123 232H125V233H123ZM40 233L41 234L43 233L42 234L43 236L40 235ZM141 234H144V236L142 235L143 237L140 238V235ZM208 234H209V236H208ZM118 235L120 236V238H119ZM133 235L135 236L133 238L135 243L133 242V239L131 241V238H130V236L133 237ZM216 236H218V239H215ZM122 238H123V240H121ZM256 240L257 239L254 238L251 241H256ZM142 241H144V242H142ZM244 241H245V243L243 244V246L246 247L247 244H248L247 239H245ZM27 242H28L29 245L27 244ZM136 242H138L140 244V246H139V244H136ZM123 243H125V244H123ZM127 243H129V244H127ZM23 244H24L25 247L23 246ZM143 244H144V246H143ZM161 245H162V247H161ZM41 246H42L43 249L41 248ZM33 247H34V249H33ZM39 247L42 250H39L38 251V248ZM137 247H138V249H137ZM146 247L149 248V250L146 249ZM36 248H37V250H35ZM25 249L26 250L28 249V251H25ZM34 251H35V253L33 255V252ZM238 251H239V253H238ZM24 253H25V255H24ZM36 253H38V256H37ZM142 253L146 254L147 257L144 256ZM157 253H158V255H157ZM0 254H1V252H0ZM217 254L220 255V257H219L220 262H218V260H217V258H218L217 257L218 256ZM28 255L30 256V258H27ZM164 255H165V257H164ZM34 256H35V258H34ZM38 257H40L39 258L40 260H38ZM144 257H145V259H144ZM167 257H168V259H167ZM22 258H23V261H25V262L21 261ZM36 258H37V261H35ZM45 258L47 260H44ZM135 258H136V260H135ZM254 258L255 257H251V259H248V262L251 263L254 260ZM221 259H222V261H221ZM12 261L14 263H12ZM29 261H31V262H29ZM136 261H137V263H135ZM173 261H175V263ZM256 262H257L256 264H264V259L263 258L262 259H257ZM111 264H117V263H115V260H114L113 263H111ZM253 264H255V263H253Z\"/></svg>","mask_w":264,"mask_h":264},{"label":"bare ground","instance_id":"2","mask_svg":"<svg viewBox=\"0 0 264 264\" xmlns=\"http://www.w3.org/2000/svg\"><path fill=\"white\" fill-rule=\"evenodd\" d=\"M11 1H12V0H11ZM11 1H10V2H11ZM18 1H19V0H18ZM21 1H25V0H21ZM21 1H20V2H21ZM27 1H28V0H27ZM29 1H31V0H29ZM32 1H33V0H32ZM41 1H42V0H41ZM43 1L46 3V0H43ZM54 1H55V0H54ZM62 1H63V0H62ZM62 1H61V2H62ZM69 1H70V0H68V1H67V0H64V1H63V4H64V5H63L62 3L59 4V5H61L62 8H63V7L65 8V5H66V4H67V6H70V5H68V4H70L72 0H71L70 2H69ZM81 1H83V0L78 1V3L81 2ZM88 1H89V0H88ZM88 1L86 0L87 3L85 2V4H84L85 6H86V4H89ZM90 1H91V0H90ZM101 1H102V0H101ZM101 1H100V2H101ZM106 1H107V0H106ZM108 1H109V0H108ZM112 1H113V0H112ZM112 1H110V2L112 3ZM116 1H117V0H116ZM121 1H123V0H121ZM121 1H120V2H121ZM131 1H132V0H131ZM135 1H136V0H134V2H135ZM155 1H156V0H155ZM161 1H162V0H161ZM164 1L167 2V0H164ZM172 1H173V0H172ZM183 1H185V0H183ZM221 1H222V0H221ZM223 1H224V0H223ZM223 1H222V2H223ZM238 1H239V0H237V2H236V3H237V7H238ZM251 1L254 2L255 0H251ZM251 1H247V0H246L247 4H248V2H251ZM257 1H258V2H257ZM257 1H255V2L258 4L260 0H257ZM15 2H16V1L14 0L13 3H15ZM25 2H26V1H25ZM44 2H42V3H44ZM55 2H56V1H55ZM57 2H58V1H57ZM57 2H56V3H57ZM64 2H65V3H64ZM66 2H69V3H66ZM75 2H77V1H75ZM75 2H74L73 4L76 5L77 3H75ZM83 2H84V1H83ZM113 2H114V1H113ZM129 2H130V1H128V5H129V7H130V5H132V4H131L132 2H131V3H129ZM144 2H145V1L142 2V5L145 6V4H143ZM157 2H158V0H157ZM169 2H170V0H169ZM199 2H201V1H199ZM225 2H226V1H225ZM242 2H243V1H242ZM242 2H241V3H242ZM6 3L8 4L9 2H8V1L5 2V1H3V0L0 1V19H3V20H4V21H2V22L0 21V22H1V23H0V27H1V28H11V29H12V28H15V27H23L24 25L27 26V23H28V22L25 23V24H20V23H19V25H17V23L20 22V21H18L19 19H16L18 22H17L14 26L11 25V24L9 25V23L12 22V20H13V19H11L10 16H14V14H13V15H10V16H9V14H10L11 11H14L15 8L13 9L12 5H11L12 8H11V7H8L10 4H8V6H7ZM13 3H11V4H13ZM18 3H19V2H18ZM26 3H27V2H26ZM37 3H39L38 5L40 6V4H41L40 1L37 2ZM37 3H36V4L34 3V4L37 5ZM105 3H106V2H105ZM136 3H137V2H136ZM179 3H180V2H179ZM183 3H184V2H182L181 5L179 4L180 7L177 6V5H175V6H177V7L173 8V10H174V9L177 10L176 12L174 11L173 14L179 16V17H176V18H179L180 20H181L180 17H184V18L186 19V18H188V17H187L188 15H191V13L187 10L188 7H187V8H186V7L183 8V6H185V4H183ZM193 3H194V2H193ZM223 3H224V2H223ZM223 3H222V4H223ZM239 3H240V1H239ZM241 3H240V4H241ZM243 3H245V2H243ZM243 3H242V4H243ZM20 4H21V3H20ZM73 4H72V5H73ZM82 4H83V3L81 2V5H82ZM118 4H119V3H118ZM118 4H117V5H118ZM124 4H125V0H124L123 5H124ZM156 4H157V3L155 2V5H156ZM159 4H160V3L158 2V4H157L156 6H158ZM164 4H167V3H164ZM172 4H175V3L172 2ZM194 4H195V3H194ZM194 4H193L192 6H194ZM201 4H203V3H201ZM201 4H199V6H200ZM225 4H226V3H224L222 6H225ZM251 4H252V2L250 3V5H251ZM253 4L255 5V3H253ZM15 5H18V4H15ZM26 5H28V4H25V6H26ZM35 5H34V6H35ZM44 5H45V4H44ZM46 5L48 6L47 10H49V9H50L49 7H50L52 4L50 5V3H49V5H50V6H49L48 3H47ZM46 5H45V6H46ZM62 5H63V6H62ZM75 5H74L73 7H75ZM77 5H79V4H77ZM84 5H83L82 7H84ZM89 5H90V4H89ZM126 5H127V4H126ZM126 5H125V6H126ZM128 5H127V6H128ZM135 5H136V4H135ZM135 5H134V6H135ZM140 5H141V4H140ZM149 5H150V4H149ZM153 5H154V3H153ZM161 5H162V4H160V6H161ZM243 5L246 6L245 4H243ZM261 5H262V4H261ZM57 6H58V5H57ZM125 6H124V7H125ZM136 6H137V5H136ZM138 6H139V5H138ZM138 6H137V7H138ZM160 6H159V8H160ZM162 6H165V7H166L167 5H162ZM162 6H161V7H162ZM170 6L172 7L173 5L170 4L168 7H170ZM181 6H182V8H181ZM202 6H203V5H202ZM241 6H242V5H241ZM244 6H243V7H244ZM256 6H257V5H256ZM256 6L254 7V10L257 9ZM17 7H18V6H17ZM31 7H32V5H31ZM31 7H30V8H31ZM51 7H52V6H51ZM54 7H55V6H53V8H54ZM77 7H78V6H76V8H77ZM80 7H81V6H80ZM80 7H78V8H77L78 10L76 9V11H79V9H81ZM118 7H119V6H118ZM118 7H117V8H118ZM137 7H134V8H137ZM141 7H142V6H141ZM171 7H170V8H171ZM200 7H201V6H200ZM211 7H212V6H211ZM239 7H240V6H239ZM246 7H247L246 9L248 10L249 13L253 11V10H251V9H253V8H252V5H251V7H250L249 4H248V6H246ZM249 7H250L251 9H250ZM258 7H259V6H258ZM261 7H262V6H261ZM261 7H260V8H261ZM19 8H20V7H19ZM23 8H24V7H23ZM26 8H27V7H26ZM33 8H34V7H33ZM43 8H45V9H43V10L47 11V10H46V7H43ZM55 8H56V7H55ZM55 8H54V9H55ZM62 8H61V9H62ZM88 8H89V6H88ZM105 8H106V7H105ZM120 8H121V7H120ZM120 8H118L119 11L123 10L122 8H121V9H120ZM125 8H126V7H125ZM131 8H133V5H132L129 9H131ZM134 8L131 10V12L134 10ZM142 8H143V7H142ZM159 8L156 7V8H155L156 10L154 9V12L158 10V11H157L158 13H157V12L155 13V14H156V17H159L158 20L161 18V17H160L161 15L163 16V14H159V13L161 12V11L159 12V10H160ZM166 8H167V7H166ZM195 8H196V7H195ZM205 8H206V7H205ZM208 8H209V10H210V7H208ZM214 8H215V7L213 6V9H214ZM221 8H222V7H221ZM255 8H256V9H255ZM260 8H259V10H260ZM61 9H60V8H58V10L55 9V13H56V11H57V14L55 15V13H54V16H56V17L59 16V15H58V14H59L58 11L60 10V13H61V11L63 12V10H61ZM71 9H73V8H71ZM71 9H70V11H71ZM74 9H75V8H74ZM84 9H86V8H84ZM84 9L82 8V10H84ZM91 9L94 10L93 8H91ZM129 9H128V10L126 9V10L129 11ZM145 9H147V6H146ZM162 9H163V8H162ZM190 9H192V8H189V10H190ZM200 9H201V8H200ZM200 9H199V8L196 9L195 12H196V13L199 12ZM215 9H217V8H215ZM240 9H241V7L239 8V10H240ZM246 9H245V10H246ZM249 9H250L251 11H250ZM16 10H17V9H15V12H16ZM41 10H42V9H41ZM50 10H51V9H50ZM65 10H66V9H65ZM65 10H64V13H66ZM68 10H69V8H68ZM124 10H125V9H124ZM137 10H139V9L137 8V9L134 10V11H137ZM163 10H164V9H163ZM163 10H162V11H163ZM168 10H169V9H168ZM168 10H167V11H168ZM171 10H172V9H170V11H168V12H166L165 10H164V11H165V14L168 13L170 16L173 17V18H172V17L169 16L170 19L172 18V21H171V20H170V21L173 22V21H174V16L172 15V13H170ZM202 10H203V9H202ZM207 10H208V9H207ZM209 10H208V12L211 14V12H210ZM242 10H243L245 13H246V11H247V10L245 11L243 8H242ZM9 11H10V12H9ZM21 11H22V10H21ZM21 11H20V12H21ZM26 11H29V10L26 9ZM52 11H53V9H52ZM66 11H67V10H66ZM73 11H74V10H73ZM73 11H72L71 13H73ZM86 11H87V12H86ZM88 11H89V13H91V12L93 13V11H90V10H85V11H83V13H84V14H85V13H88ZM116 11H117V10H116ZM143 11L145 12L146 10H142V12H141V10H139V12H141V13H143ZM147 11H148V10H147ZM220 11H221V9H220ZM224 11H225V13H228V12H229L228 9H227L228 12H227L225 9H224ZM261 11H262V10H261ZM263 11H264V10H263ZM263 11H262V12H263ZM20 12H18V14H19ZM30 12H31V11H30ZM36 12H37V11H35V15L38 16V14H36ZM39 12H41V11H39ZM39 12H37V13H39ZM50 12H51V11H50ZM50 12H48V13H44V11H42V13L44 14L43 16H46V15L48 14V16L51 17V15H50L51 13H50ZM94 12H95V10H94ZM139 12H138V13H139ZM150 12L152 13V10H151ZM150 12H149L148 14L145 12L144 14H145V15H146V14L149 15V14H151ZM172 12H173V11H172ZM191 12H193V11H191ZM195 12H194V13H195ZM208 12H207V13H208ZM213 12L215 13L216 11H213ZM221 12H223V9H222ZM248 12H247V13H248ZM8 13H9V14H8ZM23 13H25V12H23ZM31 13L33 14V12H31ZM49 13H50V14H49ZM52 13H53V12H52ZM67 13H68V12H67ZM76 13H77V12H76ZM76 13H75V14H76ZM89 13H88V14H89ZM114 13H115V12H114ZM138 13H137V14H138ZM176 13H177V14H176ZM204 13H206V12H204ZM214 13H213V15H214ZM249 13H248V15L251 14V13H250V14H249ZM254 13H255V12H253V14H254ZM11 14H12V12H11ZM15 14H16V13H15ZM26 14H27L28 16H30V15H29V12H27ZM26 14H23V15H25V17H26L25 19H29V17H28ZM32 14H31V15H32ZM75 14H74V16H75ZM84 14L81 13L80 15H84ZM116 14H117V12H116ZM128 14H129V12H128ZM132 14L134 15V13H132ZM139 14H140V13H139ZM139 14H138V15H139ZM152 14H153V13H152ZM152 14H151V15H152ZM157 14H158V15H157ZM197 14H198V13H197ZM221 14H222V13H221ZM233 14H234V13H233ZM233 14H232V15H233ZM16 15H17V14H16ZM19 15H22V12H21V14H19ZM62 15H63V14H62ZM64 15H65V14H64ZM80 15H79V16H80ZM90 15H92V14H90ZM90 15H89V16H90ZM142 15H143V14H142ZM159 15H160V16H159ZM198 15H201V14H198ZM204 15H205V14H204ZM211 15H212V14H211ZM213 15H212V16H213ZM218 15H219V12H218ZM223 15H225V14H223ZM256 15H257V10H256ZM256 15H255V16H256ZM258 15H259V14H258ZM37 16H35V17H36L35 20H36L37 18L40 17V14H39L38 17H37ZM41 16H42V15H41ZM43 16H42V18H43ZM60 16H61V15H60ZM67 16L69 17L70 15H67ZM74 16L72 15L71 17L73 18ZM86 16H87V15H86ZM115 16H116V15H115ZM143 16H144V15H143ZM166 16H167V15H165V17H166ZM195 16H196V15H195ZM201 16H202V15H201ZM201 16H200L198 19H200ZM209 16H210V15H209ZM251 16H252V14H251ZM30 17H31V16H30ZM33 17H34V16H33ZM33 17H32V18H33ZM52 17H53V15H52ZM62 17H63V16H62ZM65 17H66V16H65ZM68 17H67V19H68ZM77 17H78V16H77ZM99 17H100V16H99ZM147 17H148V16H147ZM165 17H163V18H164V21H163L164 23H165ZM191 17H194V14H193V13H192V16H191ZM203 17H205V16H203ZM203 17H202V18H203ZM234 17H235V16H234ZM240 17H241V16H240ZM256 17H258V16H256ZM16 18H19V17H16ZM20 18H24V16H23V17L21 16ZM32 18H31V20H32ZM54 18H55V17H54ZM60 18H61V17H60ZM74 18H76V17H74ZM80 18H81V16L79 17V19H80ZM85 18H86V17H85ZM189 18H190V17H189ZM194 18H195V20H197V16L194 17ZM194 18H192V19H194ZM208 18H211V19H212L211 16L208 17ZM214 18H215V15H214V17H213V20H215ZM225 18H226V17H225ZM9 19H10L11 21H10ZM14 19H15V18H14ZM83 19H84V18H83ZM83 19H82V21H83V23H84L85 20H83ZM87 19H88V18H87ZM154 19L157 20V18H154ZM190 19H191V18H190ZM249 19H250V18H249ZM252 19H253V18H252ZM21 20H22V19H21ZM35 20H34V21H35ZM38 20H39V19H38ZM38 20H37V21H38ZM45 20H46V19H45ZM60 20H61V19H60ZM63 20H65V19H63ZM97 20H98V23H99V18H97ZM97 20H95L96 22L94 21V24L97 23ZM152 20H153V18H152ZM161 20H163V19L161 18ZM166 20H167V21H166V23H167L169 19L166 18ZM180 20H175V21H180ZM195 20H194V21H195ZM228 20H229V19H228ZM244 20H245V19H244ZM258 20H259V18L257 19V22H258ZM260 20H261V19H260ZM32 21H33V20H32ZM34 21H33V22H34ZM54 21H55V20H54ZM87 21H89V20H87ZM154 21H155V20H154ZM170 21H169V22H170ZM175 21H174V22H175ZM183 21H184V20L182 19V22H183ZM208 21H209V20H208ZM218 21H219V19H218ZM221 21H222V20H221ZM221 21H220V22H221ZM225 21H227V20H225ZM261 21H262V20H261ZM8 22H9V23H8ZM13 22H15V21H13ZM13 22H12V23H13ZM24 22H26V20H25ZM33 22H32V24H35V23H36V21H35V23H33ZM38 22H40V21H38ZM78 22H79V21H78ZM156 22H157V21H156ZM163 22H162V23H163ZM174 22H173V23H174ZM185 22H187L186 24H190L191 20H190V22H189L188 20H185ZM188 22H189V23H188ZM192 22H193V20H192ZM220 22H219V23H220ZM254 22H255V21H254ZM64 23H66V22H63V23L61 24L60 27H62V25H63ZM83 23H82V24H83ZM98 23H97L96 25H98ZM132 23H133V22H132ZM162 23H161V24H162ZM173 23H171V24H170V23H167V24H170L169 26H171V25H173ZM175 23H177V22H175ZM179 23H180V22H179ZM193 23H194V22H193ZM214 23H215V22H214ZM230 23H231V22H230ZM235 23H236V22H235ZM235 23H234V24H235ZM240 23H241V22H240ZM29 24H31V23H28V25H29ZM66 24H69V23H66ZM76 24H77V23H76ZM85 24H86V23H85ZM91 24H92V22H91ZM100 24H101V23H100ZM157 24L159 25V22H158ZM180 24H181V23H180ZM180 24H179V25H180ZM212 24H213V23H212ZM225 24H226V23H225ZM234 24H233V25H234ZM237 24H238V22H237ZM246 24H247V23H246ZM246 24H244V25H246ZM258 24H260V23H257V24L255 25V27L257 26V27H259V29H261L260 27H262V26L264 25V24H263V25L261 24L262 26H260V25L258 26ZM42 25H43V24H42ZM54 25H55V24H54ZM70 25H71V24H69V26H68L69 29H67L68 27L65 28V29L67 30V32H69L70 30L73 32V30H74L73 27H72L73 30L70 28ZM73 25H74V24H73ZM96 25H95V27H96ZM181 25H182V24H181ZM210 25H211V23H210ZM217 25H218V24H217ZM222 25H223V24H222ZM233 25L231 26V28H232V27H235V26H233ZM242 25H243V24H242ZM25 26H24V27H25ZM79 26H81V25L79 24ZM154 26H156V25H154ZM163 26H164V25H163ZM173 26L176 27L175 25H173ZM173 26H172V27H173ZM183 26H184V25H183ZM190 26H191V25H190ZM195 26H196V25H195ZM213 26H214V25H213ZM226 26H227V25H226ZM247 26H248V25H247ZM27 27H28V26H27ZM51 27H52V25H51ZM54 27H55V26H54ZM74 27H75V26H74ZM76 27H77V25H76ZM84 27H85V26H84ZM89 27H90V26H89ZM92 27H93V26H92ZM97 27H98V26H97ZM101 27H102V26H101ZM101 27H100V28H101ZM152 27H153V26H152ZM159 27H160V26H159ZM177 27H178V26H177ZM177 27H176V28H177ZM214 27H215V26H214ZM218 27H220V26L218 25ZM242 27H243V26H240L241 29L244 28V27H243V28H242ZM248 27H249V26H248ZM32 28H33V27H32ZM40 28H42V27H40ZM49 28H50V27H49ZM55 28H56V27H55ZM55 28H54V30H55ZM63 28H64V27H63ZM79 28H80V27H79ZM86 28H87V27H86ZM93 28H94V27H93ZM98 28H99V27H98ZM154 28H155V27H154ZM181 28H182V27H181ZM185 28H186V27H185ZM194 28H195V27H194ZM223 28H224V27H223ZM223 28L221 27V29H223ZM236 28H237V27H236ZM238 28H239V27H238ZM263 28H264V26H263ZM46 29H47V28H46ZM58 29H59V28H57V33L60 31V30L58 31ZM65 29H61V33H63L62 30H65ZM77 29H78V28H77ZM77 29L74 30V31L77 32ZM214 29H215V28H214ZM227 29H228V28H227ZM234 29H235V28H234ZM234 29L232 28V30H234ZM241 29H238V30H241ZM256 29L258 30V28H256ZM256 29H254V30L256 31ZM16 30H17V29H16ZM35 30H36V29H35ZM50 30H51L52 32H54V33L56 32V30H55V31H53V29H50ZM50 30H47V31H50ZM66 30H65V31H66ZM107 30H108V29H107ZM166 30H167V28H166ZM171 30H172V29H171ZM174 30H175V29H173V31H174ZM229 30H230V29H229ZM261 30H262V29H261ZM261 30H260V31H261ZM263 30H264V29H263ZM5 31H6V29H5ZM7 31H9V30H7ZM11 31H12V30H11ZM19 31H20V29H19ZM21 31H22V30H21ZM28 31H31V30H28ZM42 31H44V30H42ZM71 31H70V32H71ZM78 31H80V30H78ZM162 31L164 32V31H165V28H164V30L162 29ZM162 31H161V32H162ZM169 31H170V30H169ZM176 31H179V29L176 30ZM180 31H181V30H180ZM195 31H196V30H195ZM219 31H220V29H219ZM255 31H254V32H255ZM22 32H23V31H22ZM31 32H32V31H31ZM31 32H29L30 35L32 34ZM84 32H85V31H84ZM235 32H237V31L235 30ZM262 32H263V31H262ZM0 33H1V34H2V33H5V35L7 34V32H2V31H0ZM9 33H10V31H9ZM12 33H13V35H14V32H12ZM19 33H20V32H19ZM36 33L39 34V33H38V30H37ZM49 33H50V32H49ZM77 33H78V32H77ZM77 33H76V34H77ZM122 33H123V32H122ZM167 33H168V32H167ZM170 33H172V32L170 31ZM177 33H178V32H177ZM181 33H183V32H181ZM186 33H187V32H186ZM213 33H214V32H213ZM233 33H234V32H233ZM246 33H247V32H246ZM27 34H28V33H27ZM27 34H25V36H26ZM59 34H60V33H59ZM80 34H82V33H80ZM87 34H88V33H87ZM116 34H117V33H116ZM134 34H135V33H134ZM142 34H143V33H142ZM146 34H147V33H146ZM192 34H193V33H192ZM226 34H227V33H226ZM229 34H230V33H229ZM234 34H235V33H234ZM241 34H243V33L241 32ZM261 34H262V33H261ZM77 35H79V34H77ZM77 35H76V36H77ZM92 35H93V34H92ZM122 35H123V34H122ZM137 35H138V34H137ZM175 35H176V34H175ZM223 35H224V34H223ZM230 35H231V34H230ZM247 35H249V34H247ZM0 36H1V35H0ZM3 36H4V35H3ZM6 36L9 38V35H6ZM37 36H38V35H37ZM83 36H85V35H83ZM83 36L81 35L80 37L82 38ZM86 36H87V35H86ZM95 36H97V35L95 34ZM139 36H141L140 33H139L138 37H139ZM182 36H183V35H182ZM244 36H245V35H244ZM11 37H12V36H11ZM16 37H17V35H16ZM21 37H22V36H21ZM23 37H24V36H23ZM133 37H134V36H133ZM142 37H143V36H142ZM172 37H173V36H172ZM174 37H175V36H174ZM176 37H177V36H176ZM192 37H193V36H192ZM200 37H201V36H200ZM224 37H225V36H224ZM232 37H233V36H232ZM18 38H19V35H18ZM76 38H79V36H77ZM92 38H94V37L92 36ZM95 38H96V37H95ZM95 38H94V39H95ZM190 38H191V37H190ZM225 38H226V37H225ZM248 38H249V37H248ZM21 39H22V38H21ZM73 39H74V41L76 40L75 38H73ZM86 39H87V37H86ZM86 39L84 40V38H83V40H84V42H85V44H83L84 47H85V45L87 44V42L90 41V40L88 41V40H86ZM98 39H100V38H98ZM129 39H130V38H129ZM183 39H184V37H183ZM1 40H2V39H1ZM1 40H0V43H2ZM10 40H11V39H10ZM18 40H19V39H18ZM96 40H97V39H95V41H96ZM101 40H102V39H101ZM103 40H104V39H103ZM173 40L175 41V39H173ZM176 40H177V39H176ZM213 40H215V38H214ZM235 40H236V39H235ZM5 41H6V40H5ZM78 41H79V39L76 40V42H78ZM92 41H93V40H92ZM92 41H90L91 43H88L89 46H90V44H91V46H92V45L95 46L94 44H92V43H93ZM97 41H98V40H97ZM99 41H100V40H99ZM107 41H108V40H107ZM177 41H178V40H177ZM189 41H190V40H189ZM226 41H227V40H226ZM243 41H244V40H243ZM250 41H251V40H250ZM250 41H249V42H250ZM257 41H258V40H257ZM84 42H83V43H84ZM175 42H176V41H175ZM178 42H179V41H178ZM183 42H184V41H183ZM192 42H196V40L193 41V39H192ZM251 42H252V41H251ZM3 43H4V42H3ZM3 43H2V44H3ZM12 43H13V42H12ZM22 43H23V42H22ZM72 43H73V42H72ZM99 43H100V42H98V44H99ZM103 43H104V42H103ZM115 43H116V42H115ZM123 43H124V42H123ZM227 43H228V42H227ZM263 43H264V42H263ZM2 44H1V45H2ZM13 44H14V43H13ZM20 44H21V43H20ZM20 44H19V45H20ZM25 44H26V42H25ZM67 44H68V43H67ZM73 44H74V43H73ZM75 44H76V43H75ZM78 44H80V43H78ZM95 44H97V42H95ZM105 44H106V42H105ZM107 44H108V45H111L110 43H107ZM120 44H121V43H120ZM143 44H144V43H143ZM249 44H250V43H249ZM5 45H7V43H6ZM5 45L3 44V48L5 47ZM81 45H82V44H80V46H77V48H75V47H76V45H75L74 48H75V49H78V47H80V49H81ZM101 45H102V44H101ZM108 45H103V46H104V48H105V46H108ZM114 45H116V44H114ZM123 45H124V44H123ZM132 45H133V44H132ZM138 45H139V44H138ZM138 45H137V46H138ZM262 45H263V44H262ZM17 46H18V45H17ZM17 46L15 45L14 47H17ZM20 46H22V45H20ZM20 46H18V48H17V49H18L17 52L19 51ZM26 46H27V44H26ZM57 46H58V45H57ZM86 46H88V45H86ZM89 46H88V48H87V54L93 52V50H94V49H92V50H91V49L88 50V49H89ZM93 46H92L91 48H93ZM116 46H117V45H116ZM130 46H131V45H130ZM144 46H145V45H144ZM172 46H174V45H172ZM177 46H178V45H177ZM177 46H175V47H177ZM248 46H249V45H248ZM251 46H252V45H251ZM254 46L256 47V44L253 45V48L255 49ZM260 46H261V45H260ZM260 46H259V44H258V49H259ZM22 47L25 48V45L22 46ZM22 47H21V49H22ZM68 47H69V46H68ZM70 47H71V50H72L73 47H72V46H70ZM70 47H69V48H70ZM84 47H82L83 51H84ZM98 47H100V45H98ZM109 47H110V46H109ZM122 47H123V46H122ZM126 47H127V45L125 46V48H126ZM157 47H158V46H157ZM170 47H171V46H170ZM262 47H263V46H262ZM6 48H7V47H6ZM8 48H10V50H11L12 46H9ZM8 48H7V49H8ZM54 48H55V49H56V48L61 49V48H59V47H54ZM74 48H73V49H74ZM106 48H108V47H106ZM106 48H105V49H106ZM134 48H135V47H134ZM154 48H155V46H154ZM178 48H181V47H178ZM250 48H252V47H250ZM0 49H1V48H0ZM7 49H6V50H7ZM21 49H20L19 53L24 51L23 49H22V50H21ZM25 49H26V48H25ZM28 49H29V48H28ZM34 49H35V48H34ZM34 49H33V50H34ZM47 49H48V48H47ZM47 49H46V50H47ZM52 49H53V48H52ZM85 49H86V48H85ZM100 49H102V48H100ZM105 49H104V50H105ZM170 49L172 50V48H169V50H170ZM188 49H189V48H188ZM193 49H194V47L191 48V51H192ZM195 49H196V48H195ZM8 50H9V49H8ZM13 50H15V48H14ZM53 50H54V49H53ZM53 50H52V52L54 53ZM61 50H62V51H60V52L57 50L58 53L55 51L56 54H59V55H57V56H60V53L64 51L63 49H61ZM95 50H96V46H95ZM97 50H98V52H99V51H103V49H102V50H99L98 48H97ZM97 50H96V51H97ZM109 50H110V49H109ZM126 50H127V49H126ZM166 50H168V49H166ZM181 50H183V48H182ZM259 50H262V49H259ZM11 51H12V50H11ZM11 51H8L7 53L9 54V52H11ZM15 51H16V50H15ZM31 51H32V50H31ZM48 51H49V50H48ZM48 51H46V53H48ZM75 51H76V50H75ZM83 51L81 50L82 53H83ZM85 51H86V50H85ZM90 51H91V52H90ZM96 51H94V52H95L96 55H97V52H96ZM159 51H160V50H159ZM179 51H180V50H179ZM184 51H186V50L184 49ZM187 51H188V53H191L189 50H187ZM195 51H196V50H195ZM200 51H202V50H200ZM262 51H264V50H262ZM0 52L2 53V51H0ZM3 52H4V51H3ZM17 52H16V53H17ZM28 52H29V51H28ZM44 52H45V51H44ZM94 52H93V53H94ZM106 52H107V51H106ZM121 52H123V51H121ZM127 52H128V51H127ZM153 52H154V51H153ZM161 52H163V50H161ZM167 52H168V51H167ZM167 52H166V53H167ZM173 52H174V49H173ZM205 52H207V51H205ZM208 52H209V51H208ZM212 52H213V51H212ZM7 53H6V54H7ZM14 53H15V52H14ZM19 53H18V54H19ZM39 53H40V52H39ZM49 53H51V52H49ZM49 53H48V54H49ZM65 53H66L65 51H64V54L62 53L63 57H62V55H61L60 60L62 59V61H63ZM85 53H86V52H85ZM95 53H94V55H93V56H94V59L97 58V57L95 56ZM103 53H104V51H103ZM108 53H110V52H108ZM108 53H107V54H108ZM149 53H150V52H149ZM158 53H159V52H157V54H158ZM164 53H165V52H164ZM194 53H196V52H194ZM194 53H193V54H194ZM202 53H203V51H202ZM236 53H237V52H236ZM238 53H239V52H238ZM241 53L243 54V52H241ZM250 53H251V52H249V55H250ZM6 54H5V55H6ZM11 54H12L11 57H13V56H14V55H13V52H12ZM18 54H16V56H14L13 59H11V60H14V58L18 57V56H17ZM21 54L25 55L26 53L24 54V52H23V53H21ZM21 54H19V55H20V58L23 59V58H22L23 56H22ZM28 54H29V53H27L25 56H29ZM31 54H32V53H31ZM31 54H30V57H29V58H31V60H32L33 57H32ZM42 54H43V53H42ZM48 54H46V56H47ZM54 54H55V53H54ZM67 54H68V52H67ZM67 54H66V55H67ZM150 54H151V53H150ZM154 54H155V53H154ZM154 54H152L153 56H152V55H151V56L148 55L147 58H149V57H151V58L154 57V56H155ZM157 54H156V55H157ZM162 54H163V53H162ZM191 54H192V53H191ZM51 55H52V53H51ZM68 55H69V54H68ZM84 55H85V54H84ZM98 55H100V52H99ZM102 55H103V54H102ZM104 55H106V53H105ZM104 55L102 56V57H104L103 60L105 59V56H104ZM132 55H134V54H132ZM160 55H161V54H160ZM160 55H157V57H159ZM194 55H195V54H194ZM194 55H193V56H194ZM196 55H197V54H196ZM196 55H195V57H196ZM202 55H204V54H201V56H202ZM0 56H1V55H0ZM25 56H24V58H25ZM38 56L41 57V56H43V55H41V56L38 55ZM38 56H37V57H38ZM46 56H45V57H46ZM52 56H53V55H52ZM52 56H51V58H52ZM54 56H55V55H54ZM69 56H70V55H69ZM77 56H78V55H77ZM79 56L82 57L83 55L81 56V54H79ZM85 56H86V55H85ZM88 56H91V54L88 55ZM93 56H92V57H93ZM109 56H110V59H111L110 61L114 62L115 60H112L111 55H108V56L106 57V60H107V58H108ZM169 56H171L170 53H169ZM179 56H180V54H179ZM201 56H199V57H201ZM210 56H212V55L210 54ZM214 56L217 57L216 54H215ZM224 56H225V55H224ZM247 56H248V55H247ZM253 56H254V54H252V57H253ZM4 57H5V56H4ZM98 57H99V56H98ZM136 57H137V56H136ZM144 57H146V56H144ZM161 57H162V56H161ZM161 57H159L158 59H160ZM180 57H182V56H180ZM202 57H204V56H202ZM205 57H207V56H205ZM215 57H213V59H214ZM9 58H10V57H9ZM29 58H28V59H29ZM35 58H36V57H35ZM42 58L44 59V57H42ZM46 58H47V59H51L50 57L48 58V56H47ZM57 58H58V60H59V57H57ZM73 58H74V57H71V59H73ZM77 58H78V57H77ZM82 58H83V57H82ZM82 58H78V59H82ZM86 58H87V57H85V60H86ZM88 58H89V61H91V60H90V57H88ZM88 58H87V59H88ZM100 58H101V57H100ZM100 58H99V59H100ZM142 58H143V57H142ZM151 58H150V59H151ZM207 58H209L210 60L212 59L211 57H209V54H208V57H207ZM207 58H206V59L204 58V60L207 61ZM217 58H218V57H217ZM243 58H244V57H243ZM1 59H2V58H1ZM16 59H17V58H16ZM26 59H27V57H26ZM39 59H40V58H38L37 61H38V62H42L41 59H40V60H39ZM43 59H42V60H43ZM53 59H56V57H53ZM67 59H69L68 56H67ZM71 59H69V60H71ZM83 59H84V58H83ZM91 59H93V58H91ZM130 59H132V58H130ZM145 59H146V58H145ZM154 59H155V58H154ZM161 59H162V58H161ZM196 59H197V57H196ZM11 60H9V61L11 62ZM17 60H18V59H17ZM17 60H16V64H17V63H18V64H19V63H24V62H20V61H19L20 59L18 60L19 62H18ZM58 60H55V61H56V62H59ZM65 60H66V57H65ZM69 60H68L67 64L69 63L68 65L71 67L72 63H71V65H70ZM74 60H75V59H73V61H72V60H71V61L73 62V64L75 63V65H76L77 62H74ZM96 60H98V59H96ZM96 60H95V61H96ZM108 60H109V59H108ZM108 60H107V61H108ZM141 60H142V59H141ZM184 60H185V59H184ZM245 60H247V59H245ZM37 61H36V63L38 64ZM43 61H44V60H43ZM48 61H49V60H48ZM55 61H53V63H54ZM62 61H61V62H62ZM75 61H76V60H75ZM79 61H80V60H79ZM93 61H94V60H92L91 62L93 63ZM95 61H94V62H95ZM98 61H100V60H98ZM98 61H97V62H98ZM101 61H102V60H101ZM107 61H106V63H107ZM110 61H109V62H110ZM194 61H195V60H194ZM194 61H193V62H194ZM208 61H209V60H208ZM215 61H216V60H215ZM215 61H214V62H215ZM0 62H1V61H0ZM6 62H8V60H7ZM12 62H13V61H12ZM25 62H26V61H25ZM50 62H52V61L50 60ZM97 62H95V64H96ZM115 62H116V61H115ZM183 62H184V61H183ZM193 62H192V63H193ZM195 62H196V61H195ZM209 62H210V61H209ZM227 62H228V61H227ZM246 62H247V63H250V61H245V63H246ZM43 63H45V62H42L41 65H43ZM78 63H79V64H78ZM78 63H77V65H76V67L79 65V66L81 67V69H82V66L80 65L81 62H78ZM99 63H102V62H99ZM104 63H105V62H104ZM158 63H159V62H158ZM186 63H187V62H186ZM189 63H190V62H189ZM224 63H225V62H224ZM243 63H244V62H243ZM258 63H259V62H258ZM6 64H9V62L6 63ZM34 64H35V63H34ZM54 64H55V63H54ZM57 64H58V63H57ZM59 64H60V62H59ZM63 64H65L64 61H63ZM110 64H111V62H110ZM110 64H109V65H110ZM184 64H185V63H184ZM195 64H196V63H195ZM211 64H214L213 61L211 62ZM218 64H219V63H218ZM221 64H222V63H221ZM221 64H220V66H221ZM226 64H227V63H226ZM13 65H15V64H13ZM26 65H27V62H26V64H24V65L21 64V66H22L21 68H22L24 71H25L26 67H28V65H27V66H26ZM41 65H40V63H39V66H41ZM44 65H46V64H44ZM48 65H49V67H50L51 64H48ZM61 65H62V64H61ZM68 65H67V66H68ZM75 65H74V66H75ZM87 65H88V64H87ZM89 65H91V64H89ZM109 65H106V66H109ZM112 65H113V64H111L110 66H112ZM153 65H154V64H153ZM160 65H161V64H160ZM185 65H186V64H185ZM215 65L217 66V63H216ZM229 65H231V64L229 63ZM233 65H234V64H233ZM247 65H248V64H247ZM0 66H1V64H0ZM8 66H10V64H9ZM15 66H16V65H15ZM35 66H37V65H35ZM56 66H57V65H54L55 68H53L52 70L57 69ZM62 66H63V67H61L62 70L64 69L63 71H65V66H64V65H62ZM69 66H68V67H69ZM79 66H78V68H79ZM83 66H84V64H83ZM110 66H109V67H110ZM114 66H115V65H114ZM114 66H112V67H114ZM182 66H183V65H182ZM227 66H228V65H227ZM231 66H232V65H231ZM243 66L245 67V64H244ZM23 67H24L25 69H24ZM43 67H44V66H43ZM45 67H46V66H45ZM116 67H118V66H116ZM116 67H115V68H116ZM185 67H187V66H185ZM188 67H189V66H188ZM191 67H192V66H191ZM195 67H196V66H195ZM209 67H210V66H209ZM217 67H219V66H217ZM232 67H233V66H232ZM247 67H248V66H247ZM12 68L14 69L13 66H12ZM21 68H20V69H21ZM32 68H33V67H32ZM61 68H59V69H61ZM115 68H114V70H115ZM118 68H119V67H118ZM121 68H122L123 71L125 70L124 66H122ZM182 68H184V67H182ZM213 68H215V67H213ZM220 68H221V67H220ZM224 68H225V67H224ZM228 68H229V67H228ZM228 68H227V69H228ZM8 69L10 70L11 68L9 67ZM8 69H7V71H8ZM27 69H28V68H27ZM38 69H39V68H38ZM46 69H47V67H46ZM81 69L79 68V70H80L81 72H83V71H84V70H83L84 68H83L82 70H81ZM86 69H87V68H86ZM106 69H107V68H106ZM109 69H110V68H108V70H106V71H110V70H111V69H110V70H109ZM112 69H113V68H112ZM119 69H120V68H119ZM119 69H118V70H119ZM177 69H178V68H177ZM189 69H190V68H189ZM189 69L187 68V72H188ZM193 69H194V68H193ZM229 69H230V68H229ZM233 69H234V68H233ZM14 70H15V69H14ZM14 70H13V72H14ZM34 70H35V69H34ZM47 70L49 71L50 69H47ZM52 70H50V71H51L50 74L52 73ZM62 70H60L61 73L63 72ZM67 70H68V69H66V71H67ZM73 70H77V68H76V69H73ZM73 70H72V71H73ZM126 70H127V69H126ZM191 70H192V69H190L189 71H191ZM194 70H195V69H194ZM194 70H193V72H191V73H196ZM203 70H204V69H203ZM11 71H12V70H11ZM20 71H21V70H20ZM20 71L18 70V72H20ZM44 71H45V69H44ZM48 71H47V72L45 71V72L42 73V74H43V75H46V73H48ZM66 71H65V72H66ZM70 71H71V69H70ZM70 71H69V72H70ZM72 71H71V72H72ZM80 71H79V73H81ZM86 71H87V70H86ZM86 71H85V72H86ZM112 71H113V70H112ZM112 71H110V72H112ZM116 71H117V69H116ZM119 71H120V73H118ZM119 71L116 72V74H119L120 77H121V75H122L123 73L121 72V70H119ZM127 71H129V69H128ZM162 71H163V70H162ZM173 71H176V69L173 70ZM196 71H198V68H197ZM215 71H216V70H215ZM234 71H235V70H234ZM245 71H246V69H245ZM245 71H243V72H245ZM37 72H38V71H37ZM56 72H57V71H56ZM65 72H63V73H65ZM129 72L132 73L131 71H129ZM198 72H200V71H198ZM240 72H241V71H240ZM29 73H30V72H29ZM35 73H36V72H35ZM61 73L59 72V74H61ZM66 73H67V72H66ZM73 73H75V72H73ZM130 73H125V72H124V75L127 74V75L129 76ZM153 73H154V72H153ZM153 73H151L150 76H152ZM156 73H158V72H156ZM164 73H166V72H164ZM201 73H202V72H201ZM201 73H199V75H200ZM226 73H228V72L226 71ZM251 73H252V72H251ZM32 74H33V72H32ZM42 74L40 73V74L38 75V73H37L36 75L39 76V77L41 76V77H40V79H41L42 77H44ZM50 74H49V75L47 74V75H48L47 77L50 76V79H51V77H52L53 75L51 76ZM75 74H76V73H75ZM81 74L83 75V73H81ZM81 74H79V76H80ZM85 74H87V73H85ZM85 74H84V76H85ZM112 74L116 76V74H114V72H113ZM158 74L160 75V76L157 75V76H158V79H159V77H161V75H162L163 73H158ZM172 74L176 75L175 72H174V73L172 72ZM172 74H169V73H168V75H169V76L171 75V77H172ZM188 74H189V73H188ZM188 74H187V75H188ZM215 74H216V73H215ZM244 74H245V73H244ZM260 74H261V73H260ZM66 75L68 76V74H66ZM73 75H74V74H73ZM76 75H77V74H76ZM124 75L121 77V78H122V80H121L122 82H123V80H124V79H123ZM131 75H133V74H130V76H131ZM148 75H149V74H148ZM168 75L165 74V75H163V76L165 77V76H168ZM197 75H198V74L196 73L195 76H197ZM204 75L206 76V74H204ZM204 75H203V76H204ZM9 76H10V75H9ZM11 76H12V75H11ZM33 76L35 77V75H31V74H28V73H27L26 75H18V74H16V76L13 77V78H15V80H17V82L20 81V83H19L17 86H19V87H24L25 83H27L28 81L31 82L32 78H34ZM67 76H66V77H67ZM77 76H78V75H77ZM88 76H89V75H88ZM110 76H111V75H110ZM117 76H118V75H117ZM128 76H127V78L129 79ZM150 76H149V77H150ZM153 76H155V78H157L156 75H153ZM178 76H179V75H178ZM189 76H190V75H189ZM191 76H192V75H191ZM193 76H194V74H193ZM193 76H192V77H193ZM201 76H202V75H201ZM201 76H200V78H201ZM205 76H204V78H205ZM212 76H213V75H212ZM215 76H216V75H215ZM226 76H227V75H226ZM237 76H238V75H237ZM242 76H243V75H242ZM259 76H260V75H259ZM39 77H38V79H39ZM56 77H57V75H56ZM56 77H53L54 80L56 79ZM60 77H61V76H60ZM69 77H72V76L69 74ZM69 77H67V78H69ZM73 77L75 78V76H73ZM73 77H72V78H73ZM81 77H82V76H81ZM118 77H119V76H118ZM131 77H132V76H131ZM145 77H146V76H145ZM145 77H142V78H141L142 81H143V80H147L148 76H147L146 79H143V78H145ZM173 77H174V76H173ZM175 77H176V76H175ZM186 77H187V76H186ZM186 77H185V79H186L185 82H186V83H185V85H183L184 87L187 86V85H186L187 83H189V82L191 83V82H192V77H191V78L187 77L188 79H187ZM209 77H210V76H208L207 78H209ZM213 77H214V76H213ZM230 77H233V76L230 75ZM107 78H108V77H107ZM111 78H112V76H111ZM114 78H115V77H114ZM121 78H120V79H121ZM127 78H126V79H127ZM155 78L153 77V80H154ZM165 78H166V77H165ZM176 78H177V77H176ZM176 78H173V79L175 80ZM197 78H198L200 81H196ZM200 78H199V77H196V79H193V80H195L196 83H197V82H198V83H199V82H200V83H204V79H203V82H201L202 80H201ZM202 78H203V77H202ZM207 78H206V80H207ZM216 78H217V77H216ZM244 78H245V77H244ZM249 78H250V77H249ZM40 79H39V80H40ZM47 79H48V78H47ZM47 79H45V80H47ZM59 79H60V78H59ZM59 79H58V80H59ZM70 79H71V78H70ZM133 79H134V78H133ZM138 79H139V78H138ZM149 79H151V78H149ZM173 79H171V80H173ZM189 79H190L191 81L187 82V80H189ZM211 79H212V78H211ZM214 79H215V77H214ZM228 79H230V78H228ZM237 79H238V78H237ZM60 80H61V79H60ZM116 80H117V78H116ZM116 80H115V82H116ZM118 80H119V78H118ZM118 80H117V81H118ZM130 80H131V79H130ZM161 80H162V78H161ZM161 80L159 79V81H161ZM180 80H181V79H180ZM182 80H183V78H182ZM182 80H181V81H182ZM216 80H217V79H215L214 81L216 82ZM219 80L221 81V79H218V81H219ZM226 80H227V77H226ZM230 80H231V79H230ZM256 80H257V78H256ZM3 81H4V80H3ZM12 81H13V80H12ZM23 81H24V83H23ZM35 81H36V77H35ZM127 81H128V80H127ZM135 81H137L136 77H135L134 83H135ZM138 81H139V80H138ZM140 81H141V80H140ZM140 81H139V82H140ZM159 81H158V84L160 83ZM175 81L180 82V81H178L177 79H176ZM195 81H194V83H195ZM211 81H212V80H211ZM211 81H208V80H207V82L212 83L213 81H212V82H211ZM249 81H250V80H249ZM249 81H248V82H249ZM53 82H55V81H53ZM67 82H68V81H67ZM115 82H113V84H114ZM119 82H120V80H119ZM124 82H125V81H124ZM131 82H132V80H131ZM150 82H151V81H150ZM162 82H165V81L163 80ZM166 82H167V81H166ZM221 82H224V80L221 81ZM221 82H220V83H221ZM225 82H226V81H225ZM225 82H224V84H225ZM228 82H229V81H228ZM231 82H232V81H231ZM248 82H247V83H248ZM12 83H13V82H12ZM37 83H38V82H36V84H37ZM44 83H45V82H44ZM56 83H57V81L55 82V84H56ZM141 83H142V82H141ZM141 83H140V85H141ZM143 83H145V81H143ZM143 83H142V84H143ZM147 83H148V84H147ZM147 83H146V84L149 85V82H147ZM151 83H152V82H151ZM151 83H150V85H151ZM183 83H184V82H183ZM190 83H189V84H190ZM200 83H199V84H200ZM210 83H206V85H204V86L201 85V84L198 85V86H202V87H204V91L206 92V90H208L209 87H211V85H213V86H212L210 89H214L213 87H215L214 85H216V83H215V84H214V83L210 84ZM239 83H240V82H239ZM5 84H6V83H5ZM22 84H23V86H22ZM30 84H31V83H30ZM60 84H61V83H60ZM60 84H59V85H60ZM113 84H110V87H112ZM120 84H121V83H120ZM129 84H130V83H129ZM146 84H145L143 87L147 86ZM154 84H156L157 86H159V88H160V86L164 85V84H162V83H160V85H158L157 82L154 83ZM161 84H162V85H161ZM166 84H167V83H166ZM177 84H178V83H177ZM180 84H182V82H180ZM189 84H188V85H189ZM204 84H205V83H204ZM217 84H219V83L217 82ZM224 84H223V83L220 84V86H224V88L221 87L220 89H222V91H223V89H224L223 92L226 93V92H228V91H227V90L225 91V88H226L225 86H226V85H224ZM241 84H242V83H241ZM245 84H246V83H245ZM245 84H244V85H245ZM27 85H29V84H27ZM39 85H40V84L35 85V87H34V88H35V89H34L35 93H38V92H44L46 88H48V90H50L49 88H51V87H49V86L45 88V87H42V86H39ZM42 85H43V84H42ZM51 85H52V84H51ZM53 85H54V84H53ZM59 85H57V87H58ZM114 85H115V84H114ZM114 85H113V86H114ZM124 85L126 86V83H125ZM124 85H123V87H124ZM194 85H196V84H194ZM250 85H251V84H250ZM15 86H16V85H14L13 87H15ZM67 86H69V84H68ZM117 86H118V83H117ZM132 86H133V84H132ZM191 86H192V85H190V88H191ZM220 86H219V85L216 86L215 91H216L217 87H220ZM227 86H228V85H227ZM247 86H248V85H247ZM9 87H10V85H9ZM71 87H72V84H71ZM105 87H106V86H105ZM105 87L103 86V88H105ZM115 87H116V85H115ZM128 87H129V86H128ZM133 87H134V86H133ZM135 87L137 88V86H135ZM135 87H134V88H135ZM141 87H142V86H141ZM143 87H142V88H143ZM152 87H154L153 84H152ZM181 87H182V86H181ZM202 87H201V89H202ZM230 87H231V86H230ZM241 87H242V86H241ZM241 87H240V88H241ZM10 88H11V87H10ZM16 88H17V87H16ZM53 88H54V86H53ZM53 88H52V89H53ZM64 88H65V87H64ZM101 88H102V87H101ZM106 88H107V87H106ZM118 88H119V87H118ZM126 88H127V86H126ZM134 88H133V89H134ZM136 88L134 89V92L137 91ZM147 88H148V87H146V88H144V89H147ZM149 88H150V86H149ZM164 88H166V87H164ZM190 88H189V89H190ZM8 89H9V88H8ZM24 89H25V88H24ZM26 89H27V88H26ZM67 89H68V88H66V90H67ZM109 89H110V88H109ZM112 89H113V88H112ZM112 89H111V90H112ZM121 89H122V88H121ZM128 89H129V88H127V89H123V90L125 91V90H128ZM130 89H131V88H130ZM139 89H140V88H138V91H139ZM156 89H157V88H156ZM169 89H170V88H169ZM180 89H181V88H180ZM189 89H187V90H189ZM192 89H195V86H194V88L192 87ZM220 89H218V90H220ZM241 89H242V88H241ZM9 90H11V89H9ZM135 90H136V91H135ZM142 90H143V89H142ZM142 90H140V91L142 92ZM149 90H152V89L150 88ZM149 90H148V91H149ZM153 90H155V89H153ZM184 90H185V89H184ZM11 91H12V90H11ZM11 91H10V92H11ZM16 91H17V90H16ZM130 91H131V90H130ZM138 91H137V92H138ZM143 91L145 92V90H143ZM185 91H186V90H185ZM202 91H203V90H202ZM204 91H203L202 95H204ZM261 91H262V90H261ZM13 92H14V91H13ZM17 92H18V91H17ZM67 92H68V91H67ZM115 92H116V91H115ZM118 92H119V91H118ZM120 92H122V91L120 90ZM128 92H129V91H128ZM128 92H125V94H127ZM131 92H132V91H131ZM152 92H153V91H152ZM155 92H156V91H155ZM162 92H164V91H162ZM187 92H188V91H187ZM187 92H186V93H187ZM189 92H190V91H189ZM200 92H201V91H200ZM218 92H219V91H218ZM218 92H217V94H218ZM230 92H231V91H230ZM11 93H12V92H11ZM23 93H24V92H23ZM50 93H52V92H50ZM50 93H49V94H50ZM73 93H74V92H73ZM73 93H70V94L74 95ZM123 93H124V92H123ZM157 93H158V91H157ZM166 93L168 94V91H167ZM177 93H178V91H177ZM198 93H199V92H198ZM220 93H221V92H220ZM250 93H251V91H250ZM15 94H16V93H15ZM63 94H65V93L63 92ZM66 94L70 95L69 93H66ZM66 94H65V95H66ZM116 94H118V93H116ZM137 94H138V93H137ZM145 94H147V92H146ZM150 94H151V92L149 93V96H151ZM158 94H159V93H158ZM188 94H189V96H190V93H188ZM188 94H186V96H188ZM191 94H192V93H191ZM200 94H201V93H200ZM205 94H206V93H205ZM222 94H223V93H221V95H222ZM226 94H227V93H226ZM241 94H242V93H241ZM241 94H239V96H241ZM246 94H247V93H246ZM16 95H17V94H16ZM42 95H43V93H42ZM55 95H56L55 93H54V94H51V95H50V98H49V96H48V97L46 96L47 98L45 97V99H48V101H49V100L52 99ZM68 95H67V97H68ZM72 95H71V96H72ZM140 95H141V94H140ZM159 95H160V94H159ZM169 95H170V94H169ZM195 95H198V94H195ZM209 95H210V94H209ZM209 95H208V97H209ZM229 95H230V93H229ZM29 96H30V95H29ZM29 96H28V98H29ZM38 96H39V95H35V97H38ZM127 96H128V95H127ZM130 96H131V95H129V97H130ZM135 96H136V95H135ZM137 96H138V95H137ZM17 97H18V96H17ZM132 97H133V96H132ZM132 97H131V98H132ZM146 97H147V95H146ZM155 97H156V96H155ZM164 97H165V95H164ZM170 97H171V96H170ZM193 97H194V96H193ZM193 97H191V98H193ZM208 97H207V100H208V101H206V102H207V103H206V108H210V109H213V110H214L215 108L219 107V106H220V107H221V106H225L226 104H228V103H230V102H234V100H235L234 97L231 98V99H227V100H224V98H223V99L216 98L215 100H213V99L211 98L212 100H211V99L209 100ZM221 97H222V96H221ZM245 97H246V96H245ZM255 97H256V96H255ZM31 98H32V97H31ZM33 98H34V97H33ZM76 98H77V97H76ZM76 98H75V99H76ZM134 98H135V97H134ZM134 98H132V99H134ZM142 98H144V97L142 96ZM153 98H154V97H153ZM181 98H182V97H181ZM188 98H189V97H188ZM191 98H190L189 100H191ZM226 98H228V97H226ZM239 98H240V97H237V99H239ZM29 99H30V98H29ZM43 99H44V97L42 98V100H43ZM56 99H57V98H56ZM69 99H70V98H69ZM71 99H72V97H71ZM89 99H90V98H89ZM127 99H128V97H127ZM139 99H141V98H139ZM148 99H149V98H148ZM247 99H250V100H257V102H258V101H259V102H262V99L254 98L253 95H252V98H251V96H250V98L247 97ZM31 100H32V99H31ZM31 100H29V102H30ZM38 100H39V99H38ZM38 100H37V101H38ZM42 100H40L39 102H41ZM64 100H65V98H64ZM64 100H62V101H64ZM67 100H68V99H67ZM67 100H66V101H67ZM90 100H92V99H90ZM90 100H89V101H90ZM123 100H124V99H123ZM129 100H131V99H129ZM181 100H183V99H181ZM45 101H47V100H44V102H45ZM66 101L63 102V103H65L64 105L60 104L61 107H60L59 105L57 106V103H58V102L56 101V103H54V107H57V108H58V107H59V108H62V106L65 107L66 103H68V102H66ZM132 101H133V100H132ZM172 101H173V98H172ZM172 101H171V102H172ZM174 101H175V100H174ZM178 101H179V100H178ZM49 102H50V101H49ZM71 102H72V100H71ZM73 102H74V101H73ZM73 102H72V104H73ZM76 102L78 103L79 100L76 99ZM76 102H75V103H76ZM104 102H105V101H104ZM129 102H130V101H129ZM160 102H161V101H160ZM167 102H169V99H168ZM176 102H177V100H176ZM176 102H175V103H176ZM182 102H183V101H182ZM182 102H181V105H182ZM25 103H28V102H25ZM32 103H33V102H32ZM107 103H108V102H107ZM136 103L139 104L137 101H136ZM173 103H174V102H173ZM178 103H179V102H178ZM178 103H177V104H178ZM183 103H184V102H183ZM188 103L190 104L189 101H188ZM197 103H198V102H197ZM40 104H41V103H40ZM55 104H56V105H55ZM58 104H59V103H58ZM137 104H135V107H137V109H138ZM191 104H192V103H191ZM203 104H204V103H203ZM243 104H244V103H243ZM243 104H242V105H243ZM262 104H263V102H262ZM29 105H30V103L26 105V107L28 106V109H29ZM31 105H32V104H31ZM31 105H30V106H31ZM37 105H39V104L36 103V106H37ZM49 105H50V104H49ZM84 105H86V104H84ZM103 105H104V104H103ZM143 105H144V104H143ZM181 105H180V106H181ZM187 105H188V104H187ZM233 105H235V104H233ZM236 105H237V104H236ZM236 105H235V106H236ZM238 105H240V106L242 107V105H241L240 103H239ZM43 106H44V105H43ZM51 106H52V104H51ZM68 106L72 107V105L70 104V102H69V105H68ZM68 106H67L66 108H68ZM73 106H74V105H73ZM82 106H83V105H81V107H82ZM131 106H132V105H131ZM180 106H179V107H180ZM185 106H186V105H185ZM185 106L183 105V107H185ZM188 106H189V105H188ZM198 106H199V105H198ZM231 106H232V105L228 106V107L224 110V112H226V113H224V114L221 113V112H220V113L223 114V115L226 114V116H227V112H229V114H230ZM247 106H249V105H247ZM247 106H245V104H244V107H245L246 109H247ZM79 107H80V103H79ZM85 107H86V106H85ZM88 107H89V106H88ZM88 107H87V108H88ZM118 107H119V106H118ZM123 107H124V106H123ZM127 107H128V105H127ZM129 107H130V106H129ZM129 107H128V108H129ZM135 107H134V108H135ZM144 107H145V106H144ZM203 107H205V106H203ZM31 108H32V106H31ZM31 108H30V109H31ZM40 108H41V107H40ZM40 108H39V109H40ZM52 108H53V107H52ZM66 108L63 109V111H61L62 109H58V110H60L61 112H64V111L66 110ZM72 108H73V107H72ZM75 108H76V106H75ZM75 108H73V109H74V110H77V109H78V108H77V109H75ZM82 108L84 109V106H83ZM103 108H105V107L103 106ZM142 108H143V106H142ZM238 108L241 109L239 106H238ZM242 108H243V107H242ZM35 109H36V108H35ZM42 109H43V108H42ZM55 109H56V108H55ZM68 109H69V108H68ZM68 109H67V111H68ZM73 109H71V110L69 109L68 112L71 113ZM89 109H91V108L89 107ZM122 109H124V108H122ZM130 109H132V108L130 107ZM179 109H180V108H179ZM192 109H194V106H193ZM195 109H197V108H195ZM199 109H200V107H199ZM221 109H222V108H221ZM233 109H235V107H234V108L232 107V110H231V111H233ZM31 110H32V109H31ZM85 110H87V109L85 108ZM91 110H92V109H91ZM126 110H128V109H126ZM135 110H136V109H135ZM140 110H141V111H140ZM140 110H139V111L137 110L138 113L142 112V109H140ZM144 110H145V109L143 108V111H144ZM207 110H209V109H207ZM131 111H132V110H131ZM133 111H134V110H133ZM137 111H135V112H136V114L138 115ZM196 111H197V110H196ZM218 111H219V110H218ZM75 112H76V111H75ZM91 112H92V111H91ZM129 112H130V111H129ZM214 112H215V111H214ZM54 113L56 114V112H54ZM59 113H60V112H58V114H59ZM89 113H90V111H89ZM212 113H213V112H212ZM235 113H236V111H235ZM58 114H57V115H58ZM65 114H68V113L65 111ZM65 114H64V115H65ZM71 114H72V113H71ZM71 114H70V115H71ZM91 114H93L92 116H94V117L97 115L96 117H97V119H98V123H99V124H100V122H102V121H99V120H101V119H99L100 117L98 116L99 113L96 114V112H94V113L92 112ZM91 114H86V115H88V116L90 117ZM102 114H103V113H102ZM142 114H143V112H142ZM159 114H160V113H159ZM179 114H180V113H179ZM215 114L217 115V113H215ZM221 114H219V116H220ZM236 114H237V113H236ZM17 115H18V114H17ZM61 115H62V117L64 118V116H63L62 113H61ZM61 115L59 116L60 118H61ZM74 115H75V114H74ZM74 115H73V116H74ZM110 115H111V114H110ZM139 115L141 116V113H140ZM164 115H165V113H164ZM168 115H169V113H168ZM200 115H201V114H200ZM205 115H207V114H205ZM205 115H204V116H205ZM223 115H221V116L223 117ZM238 115H239V114H238ZM73 116H72V117H73ZM76 116H79V113L76 114ZM80 116H81V112H80ZM102 116H103V115H102ZM135 116H136V115H135ZM166 116H167V114H166ZM170 116H171V115H170ZM170 116H169V117H170ZM202 116H203V115H202ZM204 116H203V118H204ZM207 116H208V115H207ZM212 116H213V115L208 116V119H210L209 117H212ZM219 116H218V117H219ZM229 116H230V115H229ZM236 116H237V115H236ZM236 116L233 115V117H235V118H234L235 120H236V118L239 117V116H237V117H236ZM66 117H67V116H66ZM68 117H70V116L68 115ZM74 117H75V116H74ZM84 117H86V116H84ZM185 117H188V116H185ZM190 117L192 118L193 116L190 115L188 118L190 119ZM214 117H216V116H214ZM214 117H213V118H214ZM231 117H232V116H231ZM233 117H232V118H233ZM80 118H82V117H80ZM92 118H93V117H92ZM102 118H104L103 120H106L105 117H102ZM109 118H110V117H108V119H109ZM131 118H133V117H131ZM167 118H168V116H167ZM183 118H184V115H183ZM225 118H227V117H225ZM21 119H22V118H21ZM21 119H17V120L22 121ZM61 119H62V118H61ZM86 119H88V118L86 117ZM97 119L95 118L94 120L97 121ZM117 119H118V118H117ZM126 119H128V118H125V121H126ZM129 119H130V118H129ZM129 119L127 120L128 122H129ZM193 119L195 120V117H194ZM215 119H217V118H215ZM245 119H246V118H245ZM113 120H114V119H113ZM118 120H119V119H118ZM118 120H117V121H118ZM172 120H173V118H172ZM172 120H171V118H170V121H172ZM185 120H187V122H189L188 119H185ZM190 120H191V119H190ZM210 120H211V123H212V120H213V119L211 118ZM25 121H26V120H25ZM25 121H24V122H25ZM46 121H48V120H46ZM46 121H45V122H46ZM67 121H68V120H67ZM69 121H70V120H69ZM75 121H76V119H75ZM79 121H80V122H79V125H80V123H81V119H79ZM87 121H88V120H87ZM109 121L112 122L111 127H112V125L115 127V124H117V123L120 122V121H119V122H116V121H112V120H109ZM109 121H108V123L105 122V121H103V123L100 124V125H102L101 128L103 127V125L110 124ZM130 121L133 122V119L130 120ZM175 121H177V120H175ZM175 121H174V122H175ZM216 121H217V120H216ZM236 121H237V120H236ZM238 121H239V118H238ZM64 122H65V121H64ZM76 122H77V121H76ZM84 122H85V121H84ZM89 122H90V119H89ZM113 122H116V123H113ZM132 122H131V123H132ZM135 122H136V120H135ZM137 122H138V121H137ZM137 122H136V123H137ZM172 122H173V121H172ZM177 122H178V121H177ZM187 122H185V123H187ZM191 122L196 124L195 121L193 122V121L191 120L190 123H189L190 125L192 124ZM232 122L234 123V121H232ZM252 122H253V121H252ZM258 122H259V121H258ZM46 123H47V122H46ZM46 123H45V124H46ZM82 123H83V119H82ZM91 123H92V122H91ZM91 123H90V125H91ZM105 123H107V124H105ZM121 123L124 124V121H123V122L121 121ZM136 123H135V127H136ZM139 123H141V122H138V124H139ZM167 123H168V122H167ZM185 123H184V125H185ZM226 123H227V119H226ZM19 124H20V123H19ZM53 124H54V123H53ZM56 124H58V122H57ZM56 124H55V126H56ZM59 124H60V122H59ZM61 124H62V123H61ZM65 124H66V123H65ZM69 124H70V123H69ZM74 124H75V123H73V125H74ZM88 124H89V123H88ZM88 124H86V125L88 126ZM93 124H94V122H93ZM95 124H96V122H95ZM126 124H127V122H126ZM129 124H130V122H129ZM138 124H137V125H138ZM148 124H150V123H148ZM151 124H152V123H151ZM182 124H183V122H182ZM182 124H181V125H182ZM195 124H193V125H195ZM197 124H198V123H197ZM23 125L26 126L27 124H26V123H25V124L22 123V126H23ZM71 125H72V124H70V126H71ZM83 125H85V124H83ZM83 125H82V127L84 128ZM96 125H97V124H96ZM100 125H99V127H100ZM132 125H134V124H132ZM141 125H142V123H141ZM173 125H174V124H173ZM193 125H192V127H193ZM63 126H64L63 128L66 127L65 125H63ZM80 126H81V125H80ZM92 126H93V125H92ZM92 126H89V127H87V128H90V127H92ZM116 126H117V125H116ZM130 126H131V125H130ZM130 126H129V127H130ZM176 126H177V124H176ZM182 126H183V125H182ZM196 126H198V128H199V125H195V126H194V130H195V129L197 130ZM234 126H235V125H234ZM56 127H58V126H56ZM77 127H78V126H77ZM77 127H76V129H77ZM109 127H110V125H109ZM109 127H108V125H107L108 130H109ZM133 127H134V126H133ZM133 127H132V128H133ZM158 127H159V126H158ZM200 127H201V126H200ZM224 127H225V126H224ZM260 127H261V126H260ZM63 128H62V129H63ZM66 128H67V127H66ZM72 128H73V127H72ZM72 128H71V129H72ZM80 128H81V127H80ZM105 128H106V126H105ZM105 128H104V129H105ZM138 128H139V127H138ZM138 128H137V129H138ZM155 128H157V127H155ZM240 128H242V127H240ZM29 129H30V128H29ZM29 129L27 128V130H29ZM84 129H85V128H84ZM93 129H94V128H93ZM130 129H131V128H130ZM152 129H153V128H152ZM261 129H262V127H261ZM20 130H21V129H20ZM30 130H31V129H30ZM30 130H29V135H31V134H30ZM50 130H51V129H50ZM52 130H54V129H52ZM58 130H59V128H58ZM90 130H91V129H90ZM90 130H89V131H90ZM94 130L98 131L97 128H95ZM105 130H106V129H105ZM105 130H104V131H105ZM117 130H118V127H117L116 131L113 129V132L115 131V133L117 134ZM131 130H132V129H131ZM156 130H158V129H156ZM161 130L163 131L162 128H161ZM161 130H159V133L157 132V134H161V133H160ZM179 130H180V129H179ZM196 130H195V131H196ZM217 130H218V128H217ZM221 130H222V129H221ZM22 131H23V128H22ZM59 131H60V130H59ZM75 131H76V130H75ZM80 131H81V130H80ZM82 131H83V129H82ZM82 131H81V132H82ZM85 131H87V130L85 129ZM96 131H93L92 133H94V132H95V133H94L93 135H91V136L94 137V135H96L95 138H96V141H97V134H96ZM102 131H103V130H102ZM110 131H111V129L109 130V132H110ZM118 131H119V130H118ZM129 131H130V130H129ZM134 131H135V130H134ZM144 131H145V130H144ZM195 131L192 132V133H195ZM197 131H198V130H197ZM197 131H196V132H197ZM227 131H228V130H227ZM227 131H225V132H227ZM235 131H236V130H235ZM235 131H233V132H235ZM23 132H24V131H23ZM25 132H26V131H25ZM25 132H24V133H25ZM31 132H32V130H31ZM60 132H61V131H60ZM68 132H69V130H68ZM106 132H107V131H105V133H103V134H106ZM111 132H112V131H111ZM130 132L134 133L133 130L130 131ZM135 132H137V130H136ZM139 132H140V134H138V135H141V133H142L143 131L141 130V131H138V133H139ZM145 132H146V131H145ZM145 132H144V135L146 134ZM153 132H154V130H153ZM163 132H165V131H163ZM179 132H180V131H179ZM199 132L202 133L201 130H199ZM206 132H207V131H205V133L203 132V133L205 134V135H204L205 137L208 136V135H206V134H207ZM27 133H28V132H27ZM35 133H36V132H35ZM37 133H39V131H38ZM65 133H66V132H65ZM65 133H64V134H65ZM85 133H86V132H84L83 134L86 135L87 133H86V134H85ZM90 133H91V131H90ZM90 133H89V134H90ZM107 133H108V132H107ZM119 133H120V132H119ZM124 133H125V132H124ZM169 133H170V132H169ZM184 133H185V132H184ZM54 134H55V133H53L52 135H54ZM56 134H57V133H56ZM70 134H72V132H70V133L68 134L69 137H70ZM76 134H78V131H77V133H75L74 136H76ZM80 134H81V133H80ZM100 134H101V133H100ZM110 134H111V133H108V135H110ZM112 134H113V133H112ZM116 134H115V135H116ZM122 134H123V133H122ZM122 134H117V135H122ZM126 134H127V133H126ZM136 134H137V133H135L134 135L136 136ZM165 134H166V133H165ZM165 134H164V135H161V136L159 135L160 138H157V140H158V139H161L162 136L165 137ZM178 134H180V133H178ZM232 134H233V133H232ZM27 135H28V134H27ZM27 135H26V136H27ZM32 135H33V133H32ZM39 135H40V134H39ZM87 135H88V134H87ZM115 135H114V136H115ZM117 135H116V136H117ZM144 135H142V137H143ZM167 135H168V133L166 134V136H167ZM169 135H170V134H169ZM171 135H173V134H171ZM198 135H199V133H198ZM211 135H212V134H211ZM247 135H248V134H247ZM42 136H43V135H42ZM42 136H40V137H42ZM63 136H64V135L62 134V137H63ZM71 136H73V135H71ZM105 136H106V135H105ZM105 136L103 137V136L101 135V137H103V138H105ZM110 136H111V135H110ZM112 136H113V135H112ZM112 136H111V137H112ZM114 136H113V137H114ZM123 136H124V135H123ZM123 136H122V137H123ZM148 136H149V135H148V133H147L146 137H148ZM152 136H153V133H152ZM155 136H157V135H155ZM173 136H174V135H173ZM177 136H178V135H177ZM248 136H249V135H248ZM33 137H34V136H33ZM53 137H56V135H54ZM66 137H67V136H66ZM66 137H63L64 139H63V138H62V139H63V140H66V139H65ZM69 137H68V139H67L68 142H66V141H65V142H64V141H61V142H64V143H62V145L65 144V146H68V145H69V142L71 143V141H69ZM76 137H77V136H76ZM78 137L80 138V141H81V137H82V136H78ZM78 137H77V138H78ZM86 137H87V136H86ZM88 137L90 138L89 135H88ZM106 137H107V136H106ZM117 137H118V136H117ZM130 137H132V136H130ZM130 137H129V138H130ZM168 137H170V136H168ZM209 137H210V136H209ZM215 137H216V136H215ZM3 138H4V137H3ZM27 138H28V137H27ZM29 138H30V136H29ZM29 138H28V139H29ZM35 138H36V139H34V140H37V139H39V136H38V138H37V137H35ZM58 138H61V137L59 136ZM71 138H72V139H70V140H72V143H73L74 140H75V139H74L75 137H71ZM77 138H76V139H77ZM89 138H88V139H89ZM95 138H94V139H95ZM134 138H135V137H134ZM150 138H151V137L149 136V139H150ZM171 138H172V136H171ZM175 138H176V136H175ZM177 138H178V137H177ZM177 138H176V139H177ZM193 138H194V137H193ZM198 138H199V137H198ZM202 138L205 139L204 137H202ZM202 138H199L198 140L201 141ZM218 138H219V137H218ZM218 138L216 137L215 139H218ZM221 138H223V137H221ZM221 138H220V141L222 140ZM248 138H249V137H248ZM31 139H32V137H31ZM41 139H42V138H41ZM45 139H46V138H45ZM62 139H61V140H62ZM94 139H93V140H94ZM98 139H99V137H98ZM100 139H102V138H100ZM105 139H106V138H105ZM105 139H104V140H105ZM125 139H126V138H125ZM136 139H139V138L137 137ZM136 139H135V140H136ZM164 139H165V138H164ZM173 139H174V138H173ZM208 139H210V138H208ZM215 139H213V140H215ZM227 139H228V138H227ZM253 139H254V138H253ZM0 140H1V138H0ZM4 140H6V138H5ZM54 140H55V139H54ZM56 140H57V138H56ZM82 140H83V138H82ZM90 140H91V139H90ZM90 140H88V141L86 140V141L88 142L87 144H85L86 142H85V140H84V141H83V142H84L83 144H84V145H88V144L90 143ZM123 140H124V139H123ZM131 140H132V139H131ZM170 140H171V139H170ZM170 140H169V139H166V142L168 143V145H166L167 143L165 144V143H164L165 141L163 142V140L161 141V142H162V145H161V144H160V145H161L162 147H164V148L167 146V149H168V146L171 145V142H170V143L168 142V141H170ZM205 140H206V139H205ZM231 140H232V139H230V142H231ZM250 140H251V139H250ZM260 140H261V139H260ZM16 141H18V140H16ZM44 141H45V140H44ZM51 141H52V140H51ZM80 141H79V140H75V142H76L77 144H78ZM99 141H100V140H99ZM110 141H111V139H110ZM126 141H129V143H130V140H129L128 138L126 139ZM139 141H140V139H139ZM142 141H143V139H142ZM144 141H148L147 138H146V140L144 139ZM151 141H153V139H151ZM151 141H150V142H151ZM194 141H195V139H194ZM202 141H203V140H202ZM202 141H201V143L198 142L199 144H201L199 147H200L201 150H202V148H203L202 152L205 151L206 153H208L205 149H206L207 147H211L212 144L210 145V143H209V145H208V144H207V140H206L205 145H203L205 141H203V144H202ZM211 141H212V139H210V141H208V142H211ZM220 141H219V142H220ZM233 141H234V139H233ZM233 141H232V142H233ZM236 141H237V140H236ZM1 142H2V141H1ZM5 142H6V141H5ZM5 142H3V144H4ZM32 142H33V145H34V141H33V140H32ZM94 142H95V140H94ZM102 142H104V141H102ZM112 142H113V140H112ZM112 142H111V144H113ZM123 142H124V141H123ZM134 142H135V141H134ZM134 142H133V143H130V144L132 145V144H136V143H137V142H135V143H134ZM156 142H157V141H156ZM158 142H159V141H158ZM158 142H157V143H158ZM213 142H214V141H213ZM13 143H16V142L14 141ZM19 143H20V140L18 141V144H19ZM24 143H25V142H23V144H24ZM99 143L101 144V142H99ZM105 143H106V140H105ZM114 143H115V141H114ZM126 143H128V142H126ZM126 143H123V147H124V145L127 146ZM138 143H139V142H138ZM138 143H137V144H138ZM154 143H155V139H154ZM159 143H160V142H159ZM159 143H158V144H159ZM163 143H164L166 146H164ZM173 143H175V142L173 141ZM173 143H172V145H171V147H172L171 149H173V151H172V150L170 151V148H169V151H170V153L172 152V155L178 153L177 151H175V153L173 154V152H174V148H173L174 146H173ZM185 143H186V142H185ZM185 143H184V144H185ZM211 143H212V142H211ZM221 143H222V142H221ZM227 143H228V141H227ZM236 143H237V142H236ZM16 144H17V143H16ZM39 144H40V142H39ZM39 144H38V145H39ZM41 144H42V143H41ZM45 144H46V143H45ZM57 144H58V140H57L56 145H57ZM73 144H74V143H73ZM73 144H72V146H73ZM92 144H93V143H92ZM92 144H91V145H92ZM118 144H120V143H118ZM121 144H122V142H121ZM121 144H120L121 148H118V150L120 149L119 151L122 150V145H121ZM137 144L135 145L136 148H138ZM141 144H143V143L141 142ZM155 144H156V143H155ZM206 144H207L208 146H206ZM59 145H60V144H58V146H59ZM75 145H76V144H75ZM89 145H90V144H89ZM105 145H106V146H105ZM105 145H104V144H101V145L97 146V147L99 148V151H103V148L106 149L107 146L109 145V143H108V145H107V144H105ZM114 145H115V144H113V147H114V148H112V147L110 146V147H111V151L109 150L110 147L107 148V151L109 150L110 154L112 153V149H117V147L115 148ZM148 145H149V144H148ZM202 145L205 146V147H203ZM222 145H223V144H222ZM231 145H232V144H231ZM242 145H243V144H242ZM246 145L249 146V144H244V149L241 147V148H242V151H243V154H244V152H245L244 150L246 149V148H245ZM3 146H5V145H3ZM6 146H8V144H7ZM14 146H15V144H14ZM14 146H13V147H14ZM18 146H19L20 149H22V145H21V147H20V145H18ZM70 146H71V144H70ZM76 146H77V145H76ZM92 146H93V145H92ZM92 146H91V147H92ZM103 146H105L106 148L103 147ZM133 146H134V145H132V147H133ZM144 146H146V144H145ZM183 146H184V145H183ZM188 146H189V145H188ZM233 146H234V145H233ZM248 146H247V147H248ZM0 147L2 148V145H1ZM16 147H17V146H16ZM26 147H27V146H26ZM32 147H35V145L32 146ZM32 147H30V148H31V151L34 150V152H35V150L38 148L37 146H36V149H33ZM56 147H57V146H56ZM68 147H69V146H68ZM78 147H79V146H78ZM102 147H103V148H102ZM128 147H129V144H128ZM147 147H148V146H147ZM152 147H153V146H151V147L149 146V148H151V150H152ZM154 147H155V145H154ZM154 147H153V148H154ZM162 147H161V149H162ZM201 147H202V148H201ZM216 147H217V146H216ZM222 147H223V146H222ZM226 147H228V146L226 145V146H224L223 148L225 149ZM253 147H254V146H253ZM14 148H15V147H14ZM14 148H13V150H14ZM57 148L59 149V147H57ZM69 148H70V147H69ZM100 148H101V150H100ZM130 148H131V146H130ZM130 148H128L127 151H126V149L124 148V149H125V153L123 152L124 155H125V154H128V155H127L128 159L130 158L129 156L132 155V152H131V155L129 154V152H130V151H133V149H132V148L130 149ZM145 148H146V147H145ZM164 148H163V149H164ZM181 148H182V147H181ZM183 148H185V147H183ZM217 148H218V147H217ZM223 148H222V149H223ZM24 149H25V147H24ZM32 149H33V150H32ZM58 149H57V150H58ZM64 149H65V147H64ZM66 149H67V148H66ZM66 149H65V150H66ZM75 149H76V147H75ZM96 149H97V148H96ZM129 149H130V151H128ZM134 149H135V148H134ZM138 149H139V148H138ZM147 149H148V148H147ZM147 149H145V152H146ZM163 149H162V150H163ZM167 149H166V152H167ZM200 149L198 148V149H196V150H200ZM210 149H211V148H210ZM210 149L207 148L208 151H211V150L213 151V150H215V149H213V147H212L211 150H210ZM220 149H221V147L219 148V150H220ZM247 149H248V148H247ZM253 149H254V148H253ZM7 150H8V149H7ZM17 150H18V149H17ZM26 150H27V151H25V152H28V149H27V148H26ZM41 150H42V149H41ZM60 150L63 151V149H61V147H60ZM97 150H98V149H97ZM140 150H142V147H141L139 150H136V149H135L134 151H135V152H136V151L139 152ZM155 150H157V149L154 148V151H155ZM179 150H180V149H179ZM187 150H188V149H187ZM219 150L217 151V149H216L217 154H219V153H218V152H220ZM230 150H231V149H230ZM22 151H23V150H21V152H22ZM51 151H52V150H51ZM69 151H70V149H69ZM89 151L91 152L92 149H90V148H84V147H83V149L80 150L79 153L87 156V154H89ZM104 151H105V150H104ZM119 151L116 150V153H115V154H113V153H114V151H113L112 154L114 155V158L120 157L121 153H119ZM134 151H133V153H134ZM148 151H149V150H148ZM154 151H153V152H154ZM159 151H160V150H159ZM169 151H168V152H169ZM193 151H194V150H193ZM236 151H237V153H238L237 148H236ZM250 151H252V150H250ZM255 151H256V150H255ZM39 152H40V151H39ZM66 152L68 153V150H67ZM73 152H74V151H73ZM95 152H97V151L95 150ZM105 152H106V151H105ZM126 152H128V153H126ZM153 152H152V153H153ZM164 152H165V151H164ZM185 152L187 153V151H185ZM205 152H204V153H205ZM224 152H225V151H224ZM231 152H233V150H232ZM240 152H241V151H240ZM246 152H247V151H246ZM246 152H245V153H246ZM248 152H249V151H248ZM3 153H4V151H3ZM40 153H41V152H40ZM40 153H39V154H40ZM117 153H119L120 155H119V154L117 155ZM123 153H122V155H123ZM150 153H151V151H150L148 154L150 155ZM154 153H157V151L154 152ZM158 153H159V152H158ZM158 153H157V154H158ZM186 153H185L184 155H185V157L187 158ZM193 153H195V152H193ZM193 153H192V154H193ZM198 153H199V151H198ZM204 153H203V155H204ZM228 153H229V152H228ZM10 154H11V152H10ZM13 154H14V153H13ZM29 154H30V151H29ZM29 154H28V156H30ZM31 154H32V153H31ZM47 154H48V153H47ZM53 154H54V152H53ZM69 154H70V152H69ZM91 154H95V153L91 152ZM157 154H156V156H157ZM159 154H160V153H159ZM162 154H164V153H162ZM165 154H166V153H165ZM179 154H181V153H179ZM209 154H210V153H209ZM211 154L213 155V152H211ZM217 154L215 153L214 155H217ZM221 154H222V151L220 152V156H222ZM230 154H233V153H230ZM230 154H229V155H230ZM234 154H235V152H234ZM238 154H239V153H238ZM253 154H254V153H253ZM260 154H261V152H260ZM22 155H24V154L22 153ZM41 155H42V154H41ZM102 155L104 156V153H103ZM106 155H107V157H108L109 154H106ZM106 155H105V156H106ZM113 155H112V156H113ZM115 155H117V157H115ZM122 155H121V157H122ZM124 155H123V156H124ZM145 155L147 156L146 153H145ZM145 155H143V158H144ZM149 155H148V156H149ZM160 155H161V154H160ZM170 155H171V154H170ZM16 156H17V154H16ZM19 156H20V154H19ZM36 156H37V155H36ZM42 156H43V155H42ZM54 156H55V155H54ZM74 156H75V155H74ZM77 156H78V155H77ZM92 156H93V155H92ZM110 156H111V155H110ZM156 156L153 155L154 158H151V161L154 160V159H158V160H159V158L161 157V156H159V158H156ZM179 156H180V155H179ZM181 156H182V155H181ZM196 156H197V155H196ZM218 156H219V155H218ZM223 156H224V155H223ZM230 156H231V155H230ZM12 157H13V156H12ZM20 157H22V156H20ZM24 157H26V155H25ZM72 157H73V156H72ZM79 157H80V156H79ZM127 157H125V159H126ZM134 157H137V156L134 155ZM140 157H142V156H140ZM151 157H152V156H151ZM174 157H175V156H174ZM174 157H173V159H174ZM177 157H178V155H177ZM225 157H226V154H225V156H224L223 158L225 159ZM14 158H15V157H14ZM18 158H19V157H18ZM34 158H35V155H34ZM34 158H32V159H34ZM52 158H53V156H52ZM55 158H56V157H55ZM75 158H77V157H75ZM101 158H102V157H101ZM103 158H105V157H103ZM122 158H123V157H122ZM164 158L166 159L165 156L163 157V160H164ZM170 158H172V157H169V159H170ZM178 158H179V157H178ZM178 158H177V160H183V161H185V159L182 158V157H181L180 159H178ZM215 158H217V156H216ZM227 158H228V157H227ZM22 159H23V157H22ZM26 159H27V158H26ZM40 159H42V157H40ZM47 159H48V158H47ZM61 159H62V158H61ZM94 159H96V157H95ZM120 159H121V158H119V160H120ZM130 159H132V157H131ZM130 159H129V160H130ZM138 159H139V158H138ZM145 159H146V158H145ZM145 159H143V160H145ZM149 159H150V158H148L147 160H149ZM161 159H162V158H161ZM189 159H190V158H189ZM191 159H192V157H191ZM197 159H198V158H197ZM230 159H231V158H230ZM230 159H229V162H231ZM244 159H245V158H244ZM18 160H19V159H17V162H18ZM27 160H29V159H27ZM30 160H31V159H30ZM35 160H36V159H34L33 163L38 164L37 162H35ZM55 160H56V159H55ZM77 160H78V159H77ZM92 160H93V159H92ZM106 160H107V159H106ZM139 160H140V159H139ZM139 160H138V161H139ZM141 160H142V158H141ZM177 160H176V161H177ZM202 160H203V159H202ZM217 160H218V159H217ZM221 160H222V159H221ZM23 161H25V159H23ZM23 161L21 160V162H23ZM40 161H41V160H40ZM50 161H51V160H50ZM63 161H64V160H63ZM66 161H68V160H66ZM93 161H94V160H93ZM101 161H102V160H101ZM227 161H228V159H227ZM247 161H248V160H247ZM21 162H20V163H21ZM31 162H32V161H31ZM45 162H48V161L44 160V163H45ZM53 162H54V164H57V163H55V161H53ZM73 162H74V160H73ZM128 162H130V161H128ZM132 162H134V161H132ZM149 162H150V161H149ZM159 162H160V161H159ZM166 162H168V161H166ZM189 162H190V161H189ZM205 162H206V160H205ZM209 162H210V161H209ZM209 162H207V163H209ZM223 162L227 163V162H226V159H225V161L223 160L222 163H223ZM18 163H19V162H18ZM18 163H17V165H19ZM41 163H43V162L41 161ZM41 163H40V164H41ZM66 163H67V162H66ZM80 163H81V162H79V164H80ZM84 163H85V162H84ZM101 163H102V162H101ZM114 163H115V162H114ZM145 163H146V161H145ZM152 163H153V162H151V164H152ZM162 163H163V162H162ZM211 163H212V162H211ZM220 163H221V161H220ZM231 163H232V162H231ZM22 164H23V163H22ZM26 164H27V163H26ZM28 164H29V163H28ZM48 164H50V163L48 162ZM87 164H88V163H87ZM87 164H85L86 167H87ZM98 164H99V163H98ZM111 164H112V163H111ZM140 164H141V163H140ZM140 164H138V165H140ZM147 164H148V162H147ZM155 164L157 165V162H156ZM166 164H167V163H166ZM223 164H224V163H223ZM245 164H246V161H245ZM263 164H264V163H263ZM32 165H33V164H31V166H32ZM42 165H43V164H42ZM45 165H47V164L45 163ZM73 165H74V163H73ZM81 165H83V163H81ZM94 165H95V164H94ZM96 165H97V164H96ZM102 165H103V164H102ZM104 165L107 166L106 163H105ZM104 165H103V166H104ZM109 165H110V164H109ZM164 165H165V164H164ZM220 165H222V164H220ZM23 166H24V165H23ZM26 166H27V165H26ZM28 166H29V165H28ZM47 166H48V165H47ZM59 166H60V165H59ZM75 166H76V165H75ZM77 166H78V165H77ZM77 166H76V167H77ZM91 166H92V165H91ZM91 166L89 167V169L86 168V169L88 170V171L86 170V173H83V172H82V173H80V174H88L89 172H91V171H90ZM103 166H102V167H103ZM111 166H112V165H110V167H111ZM117 166H118V165H117ZM197 166L199 167V165H197ZM222 166H223V165H222ZM222 166H221V167H222ZM42 167H43V166H42ZM79 167H80V165H79ZM81 167H82V166H81ZM84 167H85V166H84ZM102 167H100V164H99V167H98V168L101 169ZM110 167L107 166V168H109V169H110ZM158 167H159V164H158ZM158 167H157V168H158ZM160 167H161V166H160ZM195 167H196L195 165H191V166H189V165H186V164H182V162H179V163L177 162L176 165L173 164L172 168L170 167L171 169H170V168H169V169L171 170V171H170L171 173L176 174V173H178V172H185V170H189L190 168H192L191 170L199 169V168H197V167H196V169H195ZM221 167H220V168H221ZM232 167H233V169H235L234 166H232ZM45 168H46V166H45L43 169H42V168H41V169L44 171ZM55 168H56V167H55ZM59 168H60V167H59ZM82 168H83V167H82ZM98 168L96 169V170H98L97 172H99V170H100V169H98ZM155 168H156V167H155ZM167 168H168V167H167ZM167 168H164V169L167 170ZM200 168H202V166H200ZM203 168H204V167H203ZM207 168H208V166H207ZM209 168H210V167H209ZM223 168H224V167H223ZM225 168H226V167H225ZM229 168H230V167H229ZM238 168H239V167H238ZM238 168H237L236 170H238ZM23 169H24V168H23ZM29 169H30V168H29ZM41 169L39 168V170H41ZM49 169H50V168H49ZM49 169H47V172H48ZM102 169H105V168H102ZM114 169H115V168H114ZM120 169H123V168H120ZM120 169H119V171H120ZM233 169H232V170H233ZM240 169H241V168H240ZM16 170H17V169H16ZM26 170H27V173H28V168H26ZM81 170H82V169H81ZM83 170H85V168H84ZM107 170H108V169H107ZM124 170H125V168H124ZM124 170H123V171H124ZM130 170H132V169H130ZM157 170H158V169H157ZM191 170H189L188 172L191 173ZM200 170H201V169H200ZM204 170H205V169H204ZM206 170H207V169H206ZM208 170H209V169H208ZM224 170H225V169H224ZM230 170H231V169H230ZM236 170H234V173H237ZM17 171H18V170H17ZM31 171H32V170H31ZM33 171H34V170H33ZM36 171H37V170H36ZM45 171H46V169H45ZM103 171H104V170H103ZM110 171H111V170H110ZM114 171H115V170H114ZM121 171H122V170H121ZM121 171H120V173H121ZM167 171H168V170H167ZM216 171H217V170H216ZM216 171H215V172H216ZM221 171H223V170H221ZM221 171H220V172H221ZM225 171H226V170H225ZM227 171H228V170H227ZM240 171H241V170H240ZM25 172H26V171H25ZM38 172H39V171H37V173H38ZM53 172H54V170H53ZM57 172H58V171H57ZM94 172H95V171H94ZM100 172H101V171H100ZM106 172H107V171H106ZM117 172H118V171H117ZM126 172H129L128 175H130V172H131V171L126 170ZM126 172H124V173H126ZM170 172H169V173H170ZM188 172H187V174H188ZM193 172H194V171H193ZM218 172H219V171H218ZM230 172H231V171H230ZM230 172H229V175H232ZM232 172H233V171H232ZM243 172H244V170H243L242 173H241L242 176H243V174H244ZM246 172H247V171H246ZM9 173H10V172H9ZM11 173H12V172H11ZM11 173H10V174H11ZM16 173H17V172H16ZM33 173H34V172H33ZM41 173H42V172H41ZM44 173H45V172H44ZM92 173H93V172H92ZM92 173H91V174H92ZM107 173H109V171H108ZM115 173H116V171H115ZM122 173H123V172H122ZM122 173H121V174H122ZM124 173L122 174V176H124ZM135 173H136V171H135ZM163 173H164V172H163ZM10 174H9V175H10ZM48 174H49V173H48ZM48 174H47V175H48ZM55 174H56V171H55ZM89 174H90V173H89ZM94 174H95V173H94ZM94 174H93V175H94ZM116 174H117V173H116ZM126 174H127V173H126ZM132 174H133V170H132ZM192 174H193V173H192ZM204 174H205V173H204ZM214 174H215V173H214ZM238 174H239V173H238ZM16 175H17V174H16ZM38 175H40V173H38ZM43 175H44V174H43ZM111 175H112V172H111V174H110V179H111V178H114V176L111 177ZM118 175H119V174H118ZM196 175H197V174H196ZM212 175H213V173H212ZM234 175H235V174H234ZM241 175H240V176H241ZM244 175H245V174H244ZM247 175L249 176V173H248ZM57 176H58V175H57ZM79 176H80V175H79ZM125 176H126V175H125ZM125 176H124V179H125V183H126L128 180L126 181ZM133 176H135V175L133 174ZM184 176H185V175H184ZM204 176H206V175H204ZM225 176H226V172H225ZM227 176H228V175H227ZM242 176H241V177H242ZM25 177H26V176H25ZM35 177H36V175H35ZM39 177H40V176H39ZM43 177H44V176H43ZM92 177H93V176H92ZM94 177H96V175H94ZM116 177H117V176H116ZM116 177H115V178H116ZM215 177H216V174H215ZM215 177H214V178H215ZM221 177H222V175H221ZM31 178H32V177H31ZM31 178H29V179H31ZM45 178H46V177H45ZM51 178H52V177H50L49 180H51ZM82 178L85 179V177H82ZM103 178H104V176H103ZM120 178H121V177H120V175H119V177H117V179H119V180H117L116 182H119V181L121 180ZM133 178H137V177H133ZM192 178H193V177H192ZM200 178H201V177H200ZM210 178H211V175H210ZM222 178H223V177H222ZM236 178H237V177H236ZM26 179H28V177H26ZM58 179H59V177H58ZM58 179H56V180L58 181ZM88 179H89V178H88ZM88 179H87V180H88ZM93 179H94V178H93ZM93 179H92V180H93ZM98 179H99V177H98ZM110 179H109V181H110ZM130 179H132V178H130ZM204 179H205V178H204ZM207 179H209V177H208ZM246 179H247V177H246ZM255 179H257V178H255ZM47 180H48V179H47ZM52 180H53V182H54V179H53V178H52ZM52 180H51V181H52ZM61 180H62V179H61ZM79 180H80V179H79ZM134 180L136 181L137 179H134ZM134 180L132 179V181H134ZM7 181H8V178H7ZM10 181H11V179H10ZM15 181H16V180H15ZM51 181H50V182H51ZM74 181H76V180H74ZM84 181H85V180H84ZM97 181H98V180H97ZM111 181H112V179H111ZM199 181H201V180H199ZM199 181H198V183H199ZM203 181H204V180H203ZM255 181H256V180H254V182H255ZM53 182H52V183H53ZM59 182H60V180H59ZM87 182H88V181H87ZM92 182H93V181H92ZM92 182H90V183H91V184H94V183H92ZM101 182L104 183V181H100V183H101ZM116 182H115V179H114V184H115V186H116ZM120 182H122V181H120ZM120 182H119V183H120ZM137 182H138V181H137ZM137 182L133 183V186H135V184H136ZM243 182H244V181H243ZM22 183H24V182H22ZM52 183H51V185H53ZM61 183H62V182H61ZM112 183H113V182H112ZM129 183L132 184V183H131V180L128 181L127 184H129ZM147 183H148V182H147ZM206 183H207V182H206ZM244 183H245V182H244ZM56 184H57V183H56ZM139 184H140V183H138V185H139ZM238 184H239V183H238ZM252 184H253V183H252ZM32 185H33V184H32ZM80 185H81V184H80ZM94 185H96V184H94ZM136 185H137V184H136ZM138 185H137V187H138ZM189 185H190V184H189ZM207 185H208V184H207ZM219 185H220V184H219ZM24 186H25V185H24ZM104 186H108V185L105 184ZM111 186H112V185H111ZM115 186L113 185V188H114ZM119 186H120V184H119ZM130 186H131V185H130ZM139 186H140V185H139ZM141 186H142V185H141ZM141 186H140V187H141ZM144 186H145V185H144ZM151 186H152V185H151ZM153 186H154V185H153ZM185 186H186V185H185ZM191 186H192V185H191ZM204 186H205V185H204ZM220 186L223 188L222 184H221ZM220 186H219V187H220ZM225 186H226V185H225ZM234 186H235V185H234ZM95 187H96V186H94V189L96 190V188H98V187H96V188H95ZM102 187H103V186H102ZM116 187H117V186H116ZM135 187H136V186H135ZM137 187H136V188H137ZM187 187H188V185H187ZM192 187H193V186H192ZM192 187H190V188H192ZM194 187H195V186H194ZM219 187H217V186H216V187H211L210 190H212V191H213V190H218ZM238 187H239V186H238ZM22 188L24 189V187H22ZM28 188H29V187H28ZM28 188H27V189H28ZM54 188H55V187H54ZM56 188H57V187H56ZM75 188H76V187H75ZM87 188H88V187H87ZM89 188H90V187H89ZM89 188H88L89 191H92V190H93V189L90 190ZM92 188H93V187H92ZM99 188H100V187H99ZM120 188H121V187H120ZM138 188H139V187H138ZM141 188H142V187H141ZM141 188L138 189V190H141ZM148 188H150V187H148ZM160 188H161V187H160ZM168 188H169V187H168ZM188 188H189V187H188ZM245 188H246V187H245ZM251 188H252V187H251ZM253 188H254V185H253ZM256 188H257V187H256ZM14 189H15V188H14ZM81 189H82V186H81ZM102 189H103V188H102ZM111 189H112V188H111ZM128 189H130V188H128ZM128 189H127V190H128ZM131 189H132V187H131ZM142 189H143V188H142ZM150 189H151V188H150ZM199 189H200V188H199ZM234 189H235V188H234ZM16 190H17V189H16ZM16 190H15V193H16ZM57 190H58V189H57ZM100 190H101V188L99 189L98 194H99ZM107 190H108V188H107ZM115 190H117V189H114V191H115ZM118 190H119V188H118ZM121 190H122V189H121ZM210 190H209V191H210ZM256 190H257V189H256ZM55 191H56V190H55ZM55 191H54V192H55ZM59 191H60V190H59ZM79 191H80V190L78 189V192H79ZM105 191H106V190H105ZM109 191H110V190H109ZM125 191H126V190H125ZM133 191H134V188H133ZM133 191H132V192H133ZM141 191H142V190H141ZM166 191H167V189H166ZM166 191H165V192H166ZM190 191H191V190H190ZM212 191H211V193H209V194L206 193V192H203V193L200 195V199L205 200V201H208V202H214V203H215L214 205H199L198 203L196 204V202H195V203H192L191 205H189V206L193 209L192 212H191V213H184V212H183V213L181 214L182 216L179 217V218H180L179 221L177 220V222H174V223L163 222V223H160V224L157 225V226H156V224L153 223L152 226H151V229H152L153 231H152V232L150 231L151 234L153 235V234L155 233V234L160 235V237H158L159 240L165 241L166 244L169 245V246L176 245L173 249L176 250L177 252H180V251L183 252V254L186 255V256H188V257H193V258H194V257H200L202 254L205 255V252H206V251L208 250V248H209V246L207 245V243H209V239H211V238H205L204 236H203L204 238H201V237L199 236V234H197V233H195V232L193 231V229H192V227H191L190 225L193 226V223H194L193 221H196L197 218L195 217V215H197V214H198V211L201 210L200 212H201V213L203 212L205 215H207V217H212V218L214 217V218H215V216H214V215H215V212H216V214H218L217 212H218L220 209H225V208L228 209V208L232 205L230 202H221V201H222L221 195H220L219 193H215L214 191H213V192H212ZM228 191H229V190H228ZM247 191H248V190H247ZM247 191H246V193H247ZM13 192H14V190H13ZM24 192H26V191H24ZM85 192H86V191H85ZM92 192H93V191H92ZM111 192H112V191H111ZM111 192H110V193H111ZM118 192H119V191H118ZM122 192H123V191H122ZM128 192H129V190H128ZM147 192H149V190H148ZM151 192H152V189H151ZM154 192H155V190H154ZM158 192H159V191H158ZM207 192H208V191H207ZM232 192H233V191H232ZM255 192H256V191H255ZM257 192H258V191H257ZM18 193H19V191H18ZM76 193H77V190H76ZM115 193H117V192H115ZM123 193H125V192H123ZM149 193H150V192H149ZM166 193H168V192H166ZM16 194H17V193H16ZM16 194H15V195H16ZM102 194L104 195V193H102ZM138 194L141 195L142 193H138ZM147 194H148V193H146V195H147ZM34 195H35V193H34ZM59 195H60V192H59ZM80 195H81V194H80ZM86 195H87V194H86ZM89 195H90V193H89ZM89 195H88V196H89ZM108 195H109V194H108ZM125 195H126V197H127L128 193L125 194ZM129 195H130V194H129ZM129 195H128V196H129ZM146 195H145V196H146ZM148 195H149V194H148ZM150 195H151V194H150ZM153 195H154V194H153ZM172 195H173V194H172ZM197 195H198V194H197ZM17 196H18V194H17ZM39 196H40V195H39ZM39 196H38V197H39ZM88 196H87V197H88ZM94 196H95V195H94ZM106 196H107V194H106ZM116 196H117V194H116ZM142 196H143V195H142ZM145 196H143V197L145 198ZM162 196H163V195H162ZM9 197H10V196H9ZM13 197L15 198V196H12L11 198L13 199ZM33 197H34V196H33ZM36 197H37V196H36ZM77 197H78V196H77ZM99 197H102V195H99ZM108 197H109L111 200H113L112 196H108ZM130 197H131V196H130ZM136 197H138V196H136ZM136 197H135V198H136ZM143 197H142V198H143ZM146 197H147V196H146ZM150 197H151V196H150ZM153 197H154V196H153ZM153 197H152V198H153ZM170 197H171V196H170ZM262 197H263V195H262ZM96 198H97V196H96ZM103 198L106 200L105 197H102V199H103ZM116 198H117V199H120V198H118V197H116ZM116 198H115V199H116ZM142 198L139 196V200H141ZM155 198H156V196H155ZM160 198H161V197H160ZM171 198H172V197H171ZM171 198H169V199H171ZM178 198H179V197H177V199H178ZM248 198H251V196H250V197H247V199H248ZM6 199H7V198H6ZM34 199H35V198H34ZM38 199H39V198H38ZM59 199H60V198H59ZM64 199H65V198H64ZM88 199H89V198H88ZM110 199H108V200L110 201ZM136 199H137V198H136ZM150 199H151V198H150ZM153 199H154V198H153ZM153 199H152V200H153ZM182 199H183V198H182ZM262 199H263V198H262ZM262 199H260V201H262V203H263V200H262ZM55 200H56V199H55ZM57 200H58V198H57ZM79 200H80V199H79ZM97 200L100 201V198L97 199ZM108 200H107V201H108ZM139 200H138V201H139ZM145 200H146V199H144V201H141V202H142V203H143V202H146ZM156 200H159V201L161 202V199H156ZM184 200H185V199H184ZM254 200L256 201V200H259V199H258V197H257L256 199L254 198ZM22 201L24 202V200H22ZM32 201H35V200H32ZM58 201H59V200H58ZM81 201H82V200H81ZM95 201H96V200H95ZM102 201H103V200H102ZM102 201H100V202H102ZM136 201H137V200H136ZM148 201H149V197H148ZM148 201H147V203H148ZM159 201H158V202H159ZM163 201H164V200H163ZM179 201H180V198H179ZM242 201H243V200H242ZM245 201H246V198H244V202H245ZM247 201H249V199H248ZM252 201H253V200H252ZM7 202H8V200H7ZM82 202H83V201H82ZM85 202H88V201H85ZM110 202H111V201H110ZM150 202H151V201H150ZM150 202H149V203H150ZM158 202H156V204H160V202H159V203H158ZM175 202H176V199H175V201H174V206H176V205H175ZM238 202H239V201H238ZM244 202H243V203H244ZM8 203H10V201H9ZM59 203L62 204V202H59ZM64 203H66V202L64 201ZM83 203H84V202H83ZM89 203H90V201H89ZM116 203H117V201H116ZM119 203L122 204V202H119ZM137 203L139 204L140 201L137 202ZM250 203H251V201H250ZM260 203H261V202H260ZM262 203H261V204H262ZM45 204L47 205V203H45ZM61 204H60V205H61ZM84 204H86V203H84ZM113 204L115 205V203H113ZM123 204H124V203H123ZM134 204H136V203H134ZM134 204H132V201H131L130 203H128V205H130L131 207H134ZM238 204H239V203H238ZM240 204H241V203H240ZM246 204H247V203H246ZM248 204H249V203H248ZM55 205H56V207H57L58 203H57V204L55 203ZM55 205H54V206H55ZM62 205H63V204H62ZM66 205H67V204H66ZM97 205H98V204H97ZM139 205H140V204H139ZM146 205H147V204H146ZM153 205L155 206V202H154ZM161 205H163V202H162ZM233 205H234V203H233ZM71 206H72V205H71ZM149 206H150V205H149ZM163 206H164V205H163ZM163 206H162V208H164ZM170 206H171V205H170ZM174 206H172V207H173V210H174ZM253 206H254V205H253ZM263 206H264V205H263ZM263 206H262V207H263ZM4 207H5V206H4ZM4 207H3V208H4ZM24 207H25V206H24ZM44 207H45V206H44ZM66 207L68 208V206H66ZM90 207H91V206H90ZM90 207H89V204H88V208H90ZM98 207H99V206H97V208H98ZM113 207H114V206H113ZM140 207H141V206H140ZM142 207H143V205H142ZM168 207H169V206H168ZM232 207H234V209L236 208L235 205L232 206ZM49 208H50V206H49ZM49 208H48V209H49ZM99 208H100V207H99ZM103 208H106V207L103 206ZM118 208H119V207H118ZM165 208H167V206H166ZM175 208H177V207H175ZM239 208H240V207H239ZM239 208L237 207L236 210H238ZM248 208H249V207H248ZM257 208H258V205H257ZM0 209H1V208H0ZM39 209H40V208H39ZM43 209H44V208H43ZM51 209H52V208H51ZM72 209H73V207H72ZM74 209H75V208H74ZM92 209H93V208H92ZM106 209H108V208H106ZM120 209H121V208H120ZM120 209H119V210H120ZM241 209H242V207H241ZM260 209H261V207H260ZM262 209H264V207H263ZM68 210H69V209H68ZM162 210H163V209H162ZM249 210H251V209H249ZM257 210H259V209H257ZM257 210H254V209H253V210H251V211L242 212V213H240L241 216L239 215V212H237V215H239V217H241V218L243 217L242 220H239V222H237V223H233V222H232L231 215H232L233 213L231 212L232 214H228V213H227V215H230V216H227V215H226V216H223V215H222L223 218H224V217H225V218H224L222 221H220L219 223H217V221L215 220L217 225L215 224L214 227H213L212 223L214 224L215 222L212 221V223H210V225H212V227L215 228V229H213L212 227H211V228H212V229H211V228H209L210 226H207L208 229H211V230H213V231L215 230L214 233H217V231H218V233L221 234V236L223 235V236L229 238V240H234V241H235V245H236L238 248H241V249H240V252H241V253H239V251H238L239 254H238V256H235V258H234V263H233V264H253V263L256 264V263H257V262H256L257 259H262V258L264 259V235H262V233L259 231L260 228H262V226L264 225V218H262L263 216L261 217V215H258V213L255 212V211H257ZM29 211H32V210H29ZM70 211H71V210H70ZM99 211H100V210H99ZM116 211H118V210H116ZM116 211H115V212H116ZM122 211H123V210H122ZM141 211H143V210H141ZM164 211H165V210H163V212H164ZM230 211H231V207H230ZM230 211H229V209H228L227 212H230ZM79 212H80V211H79ZM81 212H84V211H81ZM143 212L145 213V215H142V216H143V220H141V221H143V222L146 221V222H147V220L149 219L150 216H149V214L146 213L145 211H143ZM167 212H168V208H167ZM224 212H225V211H224ZM263 212H264V211H263ZM94 213H95V212H94ZM94 213H93V214H94ZM97 213H98V212H97ZM108 213H109V212H108ZM111 213H112V212H111ZM120 213H121V212H120ZM168 213H169V212H168ZM172 213L174 214V212H172ZM201 213H200V215H201ZM203 213H202V215H204ZM88 214H89V213H88ZM98 214H100V213H98ZM113 214L115 215V213H113ZM117 214H118V212H117ZM161 214H162V213H161ZM169 214L171 215V212H170ZM235 214H236V212H235ZM44 215H45V211H44ZM44 215H42V216L44 217ZM84 215H85V214H84ZM110 215H111V214H110ZM119 215H120V214H119ZM154 215H155V214H154ZM154 215H153V216H154ZM162 215H163V214H162ZM165 215H167V214H165ZM165 215H164V217H165L164 219H167V218H166L167 216H165ZM175 215H176V214H175ZM177 215H178V214H177ZM40 216H41V215H39V217H40ZM50 216L52 217V219H53L54 222L58 221V217H62V221H61V224H60V227L62 228V229L60 228V229H61V233H63V232H64V233H65V232H70V234L72 235L70 238H66V239H65V244H66V246H67V251L65 252V254H64V256H63V259H64V261H65V262H63V264H64V263H65V264H111V263H113L114 260H115V263H117V264H126V254H128V252H130V251H134V250H136L135 247L131 246L132 244H131V245H127V244H129V243L126 244V245L128 246L127 249H126V248H123V247H120V246H119L120 243L118 244V242H117L116 239H115V240H113L112 238H111V239H108L106 236H104V235H103L102 233H100L99 231H97V230H95V229H93V228H88V227H86L85 224L83 223L84 218H82L81 216L76 215V213L73 214V213L66 212V211H65V213H64V210H61V209H55V210H53V212L50 214ZM88 216H89V217H88ZM88 216H87L86 218H89V219H90L91 215H88ZM159 216H160V215H159ZM198 216H199V215H198ZM218 216H219V214L217 215V217H218ZM232 216H233V215H232ZM43 217H42V219H43ZM93 217H95V216H93ZM96 217H99V216H96ZM96 217H95V218H96ZM118 217H119V216H118ZM122 217H123V216H122ZM126 217H127V216H126ZM151 217H152V216H151ZM168 217H169V215H168ZM170 217H171V216H170ZM234 217H235V220H236V221H237V219H239V217H237V216H234ZM236 217H237V218H236ZM173 218H175V217H173ZM173 218H172V220H173ZM0 219H1V218H0ZM45 219H46V218H45ZM54 219H55L56 221H55ZM93 219H94V218H93ZM106 219H107V218H106ZM106 219H105V220H106ZM111 219H112V218H111ZM119 219H121V217H120ZM119 219H118V222H119ZM169 219H170V218H169ZM200 219H202V217H201ZM219 219H220V216H219ZM2 220H3V219H2ZM2 220H1L0 222H2ZM37 220H38V219H37ZM90 220H92V218H91ZM90 220H89V221H90ZM94 220H95V219H94ZM94 220H92V221H94ZM197 220H198V219H197ZM206 220H207V218H206ZM211 220H212V219H211ZM211 220L209 219V221H211ZM217 220H218V219H217ZM235 220H234V222H235ZM35 221H36V218H35ZM49 221H51V220H49ZM98 221H99V220H98ZM103 221H104V220H103ZM123 221H124V218H123ZM133 221H135V220H133ZM188 221H192L193 223L191 222V223H192V224H191V223H189ZM124 222H125V221H124ZM183 222H186V224H187V222H188L189 224H188L187 226H184V223H183ZM198 222L201 223V220H198ZM2 223H3V222H2ZM6 223H7V221L4 222V225H5ZM9 223H10V222H9ZM32 223H33V222H32ZM34 223H36V222H34ZM50 223H52V222H50ZM98 223H101V222L99 221ZM102 223H103V222H102ZM195 223H197V222H195ZM195 223H194V225H195ZM203 223H204V222H203ZM206 223H207V222H206ZM0 225H1V224H0ZM4 225H1V226L3 227ZM8 225H9V224H8ZM22 225H23V224H22ZM27 225H28V223H27ZM27 225H26V226H27ZM30 225H31V224H30ZM44 225H45V224H44ZM100 225H102V224H99V226H100ZM109 225H110V224H109ZM109 225H107L108 228H109ZM200 225H201V224H199V226H200ZM203 225H204V224H203ZM203 225H202V226H203ZM207 225H208V223H207ZM26 226H24V227H26ZM34 226H35V225H34ZM107 226L105 225V227H107ZM119 226L121 227V225H119ZM122 226H123V225H122ZM145 226H146V225H145ZM28 227H29V225H28ZM47 227H48V226H47ZM102 227H104V226H102ZM120 227H119V228H120ZM190 227H191V228H190ZM68 228H70L69 231H68ZM123 228H124V227H122V229H123ZM194 228H195V226H194ZM199 228H200V227H199ZM205 228H206V226H205ZM0 229H1V228H0ZM45 229H46V228H45ZM105 229H106V228H105ZM144 229H145V228H144ZM28 230H29V228H28ZM126 230H127V229H126ZM105 231H106V230H105ZM105 231H104V233H106ZM108 231H109V230H108ZM108 231H107V232H108ZM199 231H200V230H199ZM201 231H202V228H201ZM5 232H6V231H5ZM46 232L49 233L50 231H46ZM120 232H122V231H120ZM126 232H127V236H129L128 231H126ZM203 232H204V231H203ZM209 232H210V230H209ZM0 233H1V232H0ZM43 233H44V231H43ZM43 233H42V234H43ZM118 233H119V232H118ZM123 233H125V232H123ZM142 233H143V232H142ZM200 233H201V232H200ZM207 233H208V232H207ZM210 233H211V232H210ZM212 233H213V232H212ZM3 234H4V233H3ZM42 234L40 233V235H42ZM54 234H55V233H54ZM119 234H120V233H119ZM205 234H206V231H205ZM1 235H2V234H1ZM40 235H39V236H40ZM44 235H45V233H44ZM142 235L144 236V234H141V235H140V238L143 237ZM158 235H157V236H158ZM213 235H214V234H213ZM12 236H13V235H12ZM42 236H43V235H42ZM42 236H41V237H42ZM118 236H119V235H118ZM208 236H209V234H208ZM214 236H215V235H214ZM125 237H126V236H125ZM134 237H135L134 235H133V237L130 236L131 241H132V239H133ZM145 237H146V236H145ZM114 238H115V237H114ZM119 238H120V236H119ZM130 238H129V239H130ZM136 238H137V237H136ZM254 238L257 239V240H256V241H251V240L254 239ZM137 239H138V238H137ZM215 239H218V236H216ZM245 239H247V242H248V244H247L246 247L243 246V244L245 243V241H244ZM119 240H120V239H119ZM121 240H123V238H122ZM121 240H120V241H121ZM126 240H127V239H126ZM47 241H48V240H47ZM127 241H128V240H127ZM127 241H126V242H127ZM162 241H161V242H162ZM222 241H223V240H222ZM0 242H1V241H0ZM133 242H134V239H133ZM142 242H144V241H142ZM155 242H156V241H155ZM223 242H224V241H223ZM134 243H135V242H134ZM140 243H141V242H140ZM210 243H211V242H210ZM210 243H209V245H210ZM0 244H1V243H0ZM24 244H25V243H24ZM24 244H23V246H24ZM27 244H28V242H27ZM123 244H125V243H123ZM136 244H139V243L136 242ZM28 245H29V244H28ZM141 245H142V244H141ZM221 245H222V244H221ZM20 246H21V245H20ZM139 246H140V244H139ZM143 246H144V244H143ZM207 246H208V247H207ZM24 247H25V246H24ZM141 247H142V246H141ZM152 247H153V246H152ZM161 247H162V245H161ZM41 248H42V246H41ZM221 248H222V247H221ZM33 249H34V247H33ZM42 249H43V248H42ZM42 249H40V247H39V248H38V251H39V250H42ZM122 249H123V250H122ZM125 249H126V250H125ZM137 249H138V247H137ZM146 249L149 250V248H147V247H146ZM215 249H216V248H215ZM234 249H235V248H234ZM35 250H37V248H36ZM216 250H217V249H216ZM25 251H28V249H27V250L25 249ZM30 251H31V250H30ZM151 251H152V250H151ZM161 251H162V250H161ZM0 252H1V254H0V258H1V257H2L1 255L3 254V252H2L1 250H0ZM124 252H125V253H124ZM146 252H147V251H146ZM162 252H163V251H162ZM162 252H161V253H162ZM165 252H166V251H165ZM31 253H32V252H31ZM34 253H35V251L33 252V255H34ZM41 253H42V252H41ZM155 253H156V252H155ZM170 253H171V252H170ZM28 254H29V253H28ZM36 254H37V256H38V253H36ZM142 254H143L144 256L147 257L146 254H144V253H142ZM162 254H163V253H162ZM162 254H161V255H162ZM233 254H234V253H233ZM24 255H25V253H24ZM33 255H32V256H33ZM157 255H158V253H157ZM217 255H218V254H217ZM3 256H4V255H3ZM11 256H12V255H11ZM35 256H36V255H35ZM35 256H34V258H35ZM40 256H41V255H40ZM162 256H163V255H162ZM208 256H209V255H208ZM24 257H25V256H24ZM24 257H23V258H24ZM131 257H132V256H131ZM164 257H165V255H164ZM217 257H218V258H217L218 262H220V259H219L220 255H218ZM232 257H233V256H232ZM251 257H255V258H254V260L250 263V262H248V259H251ZM23 258H22L21 261H23ZM27 258H30V256L28 255ZM39 258H40V257H38V260H40ZM136 258H137V257H136ZM136 258H135V260H136ZM149 258H150V257H149ZM160 258H161V257H160ZM212 258H213V257H212ZM4 259H5V258H4ZM16 259H17V258H16ZM25 259H26V258H25ZM130 259H131V258H130ZM142 259H143V258H142ZM144 259H145V257H144ZM167 259H168V257H167ZM10 260H11V259H10ZM44 260H47V259L45 258ZM44 260H43V261H44ZM198 260H199V259H198ZM4 261H6V260H3L2 263H3ZM7 261H8V260H7ZM35 261H37V258L35 259ZM35 261H34V262H35ZM221 261H222V259H221ZM0 262H1V261H0ZM23 262H25V261H23ZM29 262H31V261H29ZM29 262H28V263H29ZM39 262H40V261H39ZM39 262H37V263L39 264ZM48 262H49V261H48ZM173 262L175 263V261H173ZM2 263H1V264H2ZM4 263H5V262H4ZM4 263H3V264H4ZM9 263H10V262H8L7 264H9ZM12 263H14V262L12 261ZM42 263H43V262H41V264H42ZM135 263H137V261H136ZM176 263H177V262H176ZM258 263H259V262H258ZM14 264H15V263H14ZM30 264H33V262H31ZM44 264H45V263H44ZM130 264H131V263H130ZM132 264H134V263H132ZM138 264H139V263H138ZM140 264H148V263H147V262H142V263H140ZM177 264H178V263H177ZM179 264H181V262H180ZM216 264H217V263H216ZM224 264H225V263H224Z\"/></svg>","mask_w":264,"mask_h":264}]
</instances>
